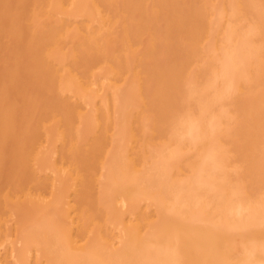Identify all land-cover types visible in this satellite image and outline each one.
Masks as SVG:
<instances>
[{"label": "bare ground", "instance_id": "1", "mask_svg": "<svg viewBox=\"0 0 264 264\" xmlns=\"http://www.w3.org/2000/svg\"><path fill=\"white\" fill-rule=\"evenodd\" d=\"M9 1L10 0H8L7 5H9L8 4ZM25 1L26 0H23V1L21 0L19 2V0H18L19 4H21V5H19L17 3H16V5H18L19 7L22 6L21 7L22 9L25 8L27 10L28 7H25L24 5L27 6L29 4H27ZM36 1H38V0H36ZM15 2H17V0L14 1V3ZM21 2H23V5H22ZM27 2H29V1L27 0ZM4 3H6V2H4ZM24 3H26V4H24ZM150 3H148V0L147 1L146 0H41V3H40L41 6L40 5L37 6L36 4L35 5L37 6V8H39L40 13H43L42 16L44 17L45 20L44 19L42 20V18L41 19L37 18V19L40 20V22L37 21V23H36V19H34V17L35 16L38 17V15H36V13L38 11L37 10H34V8H36L35 6H32L31 14L29 13V15L31 16V18L34 19L35 22L33 21V19H29L30 22H31V23L30 22L29 23L31 24V27L33 28L31 31L29 30L30 25L28 26V24H27L28 18H27V20L25 18L26 24L25 23H22V21L19 23L18 22V18H17V16L19 17L20 14H23V15L29 17V15H27L28 12H29L28 11L29 8L27 10L28 12L26 11L27 14L26 13H22V12L18 13L19 15L17 14V16L15 17V18H17L16 19L17 22L15 21L17 23L16 24V23H14V20L12 19V17L16 15V13L14 15V12H16V11H14V12L12 11L13 10V7H10V6H9L10 8L7 7V10L8 9H10V10L9 11H6V14L8 12H9V14H11L13 12L12 16H9V14L7 15V17L8 16L10 17L9 18L10 20H13V21H11V22L14 23V25H12V26H17L18 24H20V25H22V24L24 25L25 24L24 26H21V27H20V25L17 26L16 27V32L14 31L15 30V27H11V28H13L12 30L15 32V34H12L11 35L10 33H6V34H8V37L11 35L10 38H14V39L16 38L17 40H15V41L13 39V42L15 44L16 41L17 42H19V41L23 42L22 40H24V41L26 40V38H24V39L21 38L22 40H19L18 41V39H20V37H23V35L25 37H28V35H29V38H31V36H32V38L30 39V41L27 40V43H28V47L29 48H31L30 46H32V45L29 46V42L31 43V40L32 39L34 40V43L37 44V47L39 45V43H37V42H40L41 39H42V41H41L42 43L38 47V48H41L42 47L41 48V50H42L41 52H40V49L38 50L36 47H34V45L32 47V48H35L34 53H33L32 48L29 50L30 52L27 51L28 48L27 49L25 48L24 49V52H23V54L25 56L27 55L26 54L27 52H28V54L29 53H33V54H31L32 57H33V55L35 54L36 51L39 52V55H41V53H42L41 56H42L43 62L45 64L43 63V65H42L41 63H37V64L34 65L36 67V65H38V64L40 65L41 64L40 68H42V66H45V67L42 68V70L44 68L45 69L46 68H50V69L53 68L54 69V72H56L58 70L60 71L61 66L63 67V65L60 63V61H62L63 59H65V61L64 60L62 61V62H64V65H65L66 64L65 62H67L69 60L68 62H70V64L67 62V65L64 68H62V71H61V74L60 75H58L60 72H58V73L56 72V74H57L56 77L54 75L55 73H53L51 75L52 72H50V75L52 77L54 75V77L56 78V80L54 79L55 82H56V83L54 82L55 87H58L59 86L56 91H55L56 88L54 87L55 88L54 91L56 93H57V91H58V93L59 92L61 93V91H70V92L75 93V94L77 92H79V91L95 92V91H97V90H94V89H96L95 87H103L104 88V86H102V85H104L103 83L105 81H108L109 85L112 86V84H110V83H111V80H113V79L111 77L110 78L111 80H110L107 75L108 74H114V76H115L116 73L118 75H120L121 73L118 72V70L120 68H124L123 66L120 67V65H122L121 61H123V59H121V61H120V60L117 59V57L116 58H112L111 55L109 56V54H110L109 52H111V50L109 51V49L112 48V47H114V46H116L114 44V43L117 42L115 40V38H111L112 40H114V42H112L114 44V46L112 44V47H109L111 45L110 44L108 46L109 49L107 51L102 46V45H105V43L103 44L102 41H105L106 40V39H102V38H104V37L107 38L106 37L107 34L104 33V34H100L99 35L98 34L99 29L96 28L97 30H94V28H93L94 25L91 26L92 23L94 24V22H92V21L95 19V20H98V21L100 20L99 22H100L101 25L104 22L105 24L104 23L103 24L106 25L107 27L104 26V25H103V27H106L108 29H109V27L110 28L111 27L112 28H115L116 26L113 27L112 25H114V22H116L115 20L116 19L118 20V18H120L121 16L119 15L120 17H118V18L116 17L115 20H114V18L113 19L111 18V16H110L109 13H106L101 8H103L104 6H108L109 8H120L121 7V9H129V10H130V8L131 9L132 8L133 9H137L138 8L140 10L143 9V11H144V9L147 10V8H145V7L149 6V8H148L149 9V13L147 11H145V13H146L145 17L148 18V20H149V18L152 16V19L149 20V21H147L146 23L144 21H146L147 19L145 20L144 17H143L144 12H142L143 13L142 14L137 9L135 11L134 10H131V11L128 10L129 12L127 13L129 15V13H136V11H138L137 12V13H139L138 16H140L142 14L141 15V21H142V23H145L148 26L141 25L140 24L139 29H136V30H140V31L137 32V34H135V32H132V34H131V30H130V32L128 31L129 33H127L126 31L123 32V30L120 28L122 30L121 33L123 32V35L122 34L121 35L123 36V38L125 40V41H123L121 39V41L122 42H127V44H129V45H130V43H131V45L133 44L131 46V48H133V46H135V49L133 48L134 50H136V48H137L136 47L137 45H134V44H137V42H140V41H137L136 42V38L138 40V37H143L144 38V41H145V38L148 37V35H147V37L146 36L144 37L145 31L143 30L144 28L142 29L141 26L146 27V28L147 27H149V28L152 27V25L149 26V22H151V21L154 22L153 18H156V17H157V19L160 18L158 20L161 21L162 25L164 24V21L165 20H166L165 22H167V24L165 23L166 25H168V22L170 24L171 21L170 20L167 21V17L166 18L165 17L162 18V15H160L161 16L160 17L156 13H154V11L157 8H161V10L163 8H165V10H164L165 12H163V11L160 12V10H158L159 11L158 12L159 14L162 13V12L163 13H166V11H167L166 8H168V10L170 9L172 11H178V12L180 11L179 9H182V8H184L186 11L189 10V12H186V15L184 13H182L183 14V17H179L181 14H178L177 12H173L172 13L170 10H169V12L172 15L170 13H167V14H169L170 17L169 16L168 17L172 20V22H173V20L176 21L174 27L177 28L176 26L178 25L180 27V28L178 27L179 29L182 28L184 30V31H180L181 34L183 35V38L182 39H184V41H185L184 43H183L182 40L179 41V39H181V37L180 38L178 37L180 35V34H178V32H179L178 31V28L175 31V32L178 31L177 32L178 35L175 34V36H177L179 39L177 37H176L177 41H175L176 39H172L173 37H175L174 34H173V37H170V35L172 36V32L170 30H171L172 26L174 25V22L173 23L171 22L172 25L171 24L169 25V27L171 26V28L168 29V32H171V33H166L165 32V29H166L165 27H164V29H162V30H164V32L161 31V29H160L161 24H160V26H159V24L158 25H155V28L159 26L158 27L159 30L162 32V34L164 33L163 34L164 35V38H165V36L167 34H169V37L174 41V42H172V44H175V42H178V41L179 42L177 44L181 43V41H182L181 47L182 46L184 47V44L185 43L187 44L185 46V48H183V49H181L180 44L179 45H176V44L174 45V46H177V48L179 46L178 51L179 50L180 51L181 50L183 51V52L182 51L179 52V54L181 53V55H182V53H184L183 56L180 55L181 57L179 55H174L173 56L174 58L176 56H179L180 57L178 59L179 62L176 61V58H178V57H176L175 59H172V57H171L172 60H170L169 58H167V56H165V55H167V48L169 49L170 46L169 47H166L165 46L166 47V52L164 54L165 58L163 57L162 53H164V51H162V49L163 50L165 49V47H164L165 42L164 41H161L160 42L158 40L159 41V44H161V45L164 42V45H162V46L160 45L162 47V49H160V47L158 48L157 46H155V42H156V44L158 42L156 40V38H158V34L160 32L158 33V31H157L158 34H157L156 37H155L154 34L152 35L151 32L149 34V30H148V32H146V34L148 33L150 36H153L152 37V40H151L150 36H149V38H150L149 40H147L148 38L146 39L149 42H150V40L152 41V42H150L151 44H150V48L149 49H148V46H146L147 48L145 47L146 50H147V52L149 51L148 53H150V54L151 53H154V54L158 55V58H156V56L153 58V56L150 55L154 59L153 60L151 58L153 60L151 62H155L158 59H160L158 61L164 62L163 65H166L165 61H167V64L171 61L170 63H173L172 67H175L176 66L175 68H170L171 65L169 66V64H168V66H169L168 69L169 70H172V72H174V73L171 72L172 75H173V77H172L173 79L171 77L168 78V79H172V80H170V83L168 82L169 80H166L167 77L164 78V75H162V72H165L164 71L165 69H163L161 67H158V69H155L154 64L153 65H149V63H146V62H144L146 64H143L142 63L143 61H141V63H140V61L138 59H133V60H135V61H133L132 58H134V57H130V59L132 60V62L135 63V62H137L136 60H138V62L140 63L139 64V66H140L139 68L140 69L139 70L136 69V72H133L135 74H137V72H138V75H139L138 76V79L144 78V77H140L141 75L139 73V71H143L144 70V67H143V69L141 68L142 67L141 64L143 66H145V65L148 66L149 65V67L150 66H153L154 67V69H153L152 72H153V74L154 73L155 74L153 75V74H149L148 73V72L151 71L152 67L151 68H148L147 67V69L149 70L148 71L146 69V66H145L144 72L145 71L147 72V75L146 76L148 78L150 76L151 79L153 78L151 75L154 76V79H152V80L151 79H145V81L148 80V81H146V83L144 82V79H143V81L138 82L139 80H137V78H135L137 76L134 77L133 74L131 73V76L134 77L135 80H136V82H135L133 80L134 79L133 78L132 81H131V83L134 81L136 83V85H137V84H140L141 82H144V84L141 83L142 84L141 85V88L144 85L145 86V89H146L147 87H149L150 85H152L151 83H154V84L155 83L156 84L158 83L159 84V85H157L158 87L160 86L159 88H157V86H155V88H154V84H153V87H151L155 91L157 89H159V91L157 90L158 94H156L157 92L154 91L155 92L154 93L155 96L151 95L152 96L151 97V100H150L151 103L149 101L150 104H152L153 103L152 101L154 99H156L158 97V95H160V94H163V96L160 95V98L162 97V99H164V97H167V94L164 95V93L167 92V93H169L168 95H170L171 92L173 93V91H174L173 89H170V90H172L171 92L169 90V88L171 87L170 86L171 84H172V87L173 88H175L176 86H178V84L181 87V88L179 86L176 87V88H179V90L177 89L178 90V93H177V90L175 89V91H174L175 94L173 93V94H171L172 96H169V97H172L173 98V95L176 96V93H177V96L178 95H182V96H178L179 98L180 97L182 98V99H179L178 102L175 101L176 99L175 100L174 99H171V100L174 101V103L177 102V104L180 102V100H182L181 101L182 108H183L182 111H180V109H181L180 104H178L179 107H180V109H179V107H177V111L178 112L180 111L179 112L180 114L182 113L180 115V117L177 114H175V112H176L175 110H174L175 112H173V109L172 110L170 109V108H172V106L170 107V105L169 106L167 105V104H173V102L171 103L170 100H169L170 103H168V100H167V102L165 103V101H166L165 99L163 100V103L166 104L164 106L165 110L167 109L166 108V106H167V107H169L168 109L171 110L172 112L169 111V110L164 111L163 110V106H162V110L164 111L162 118H161V115L160 114L163 111L162 110H159L161 107H158L159 109L157 108V110H159V111L156 110L158 116L156 115V111L154 113L156 116H153V117H156V120H157V118L160 119V121L159 120L158 121L161 122V124L158 121H156L155 118H154L155 123H158V126H159V124H160V126L163 124L162 127L164 126V128L161 129L160 127L158 128V126L157 127L156 126L154 127L153 125H155V123L154 124H151L152 127L156 128V130L158 128V131H157L158 132V135H159V131L161 133L164 132L166 129H168L167 128L168 126H169L168 131L170 132V134H169V132L166 130V132L170 136L168 137V135H167V137H168L167 138L166 135H165V139L166 138L167 139L164 140L165 143L162 142V144H161L160 143V138L164 136L163 135L164 133L165 134H167V133L164 132L162 134L163 136H161L160 138H158V137L154 138L155 136H157V134H156L157 132L156 131L153 132L155 129L151 128V129H153L152 130L153 133H151V136H152V134L153 135L156 134V135H154V137L152 136L153 138L150 137L152 139L153 143H154V141H157L159 139L157 141V143L159 142L161 144V145L157 144L159 147L161 146L160 149H158L159 147L157 145H155L156 142L154 143V145L156 146L155 147L153 145L152 152H155L154 154H152V152H149L148 150H147L148 154L149 155L152 154V155L149 156L148 154L146 155L144 153L146 151V146H145L146 144L145 143H144L145 144L144 145L145 146L144 152H143L144 147H143L142 144H140V145L142 146L141 148H143V149H142V151H139L141 148L139 147L140 145L138 143H140L141 141L143 143V141L146 142L145 140H149L148 138L150 136L149 135L150 133L146 135L147 137L144 136L147 139L141 137L143 139H140L141 140L140 141L139 140V137H137V135L135 134V131L137 130V132H138L137 134L140 133L139 130H138L139 129L138 128L139 123L141 124L143 122V120L147 117V116L146 117H144V116L145 115H148V113H149L148 111H151L152 108L154 109V107L156 106L157 102L158 101H161L162 99H160V98H158L159 100L156 99L158 101H156L154 103L155 106L153 104L152 108H151V105L147 108L145 105L146 104H149V103H146V104H144V103L145 102H148V101H146V99L149 100L150 98H146V96H147V94H146V96L144 95L145 98H146L144 100L143 99L144 98L143 97V94L144 93L141 92L140 90L138 91V88L141 89L140 86L137 87V90H135L136 91L135 92L133 90V87L136 88V85H134L133 83H132L133 87H128L126 85L128 87L127 88L128 90L125 88L126 86L125 87L123 86L124 87L123 88V87H121L122 85L117 84V85H120V88H123L124 90L125 89L127 90V91L126 90L124 91L125 92V96L128 95V97H129L130 95L131 96L133 95L132 96V99H131V97L130 98L125 97L124 96V93H122V95L120 97L121 99L125 97V98H128L129 100L131 99V100L129 102L128 99H125L124 98L125 100L122 99L120 102L121 103L124 102V104H125V102L128 101L129 103L132 102L134 104L135 102H137V100L140 97H142V98L139 99V101L141 99H143V100H141V102H143V101H145V102L142 103L141 107H140L141 102H140L139 105H137L139 103V102H137L136 105L138 106V108L140 107L141 110L142 109H145V107H146V109L151 108L148 111H145L144 110L145 113L146 112H148V113L147 114L144 113L143 116H142V113H143L142 111L143 110L142 111L139 110V111L142 112L141 113L142 118L144 117L142 119V118L139 117L140 116L139 115L140 113L139 114L137 113V112H139L138 111V108L136 109L137 112H136V110L134 111L133 108L132 109L130 108L131 106H135V104L133 105V104H129L128 103L129 106L131 105L130 107L128 106L130 108L131 112L132 113L134 112V114L135 113L138 114V116H136V119L137 120H140L141 119L140 120L141 122L140 121H137L135 119V117H134L136 114L133 115V118L135 120V121L133 120L134 121L133 122V125H135V124H137L139 122L138 125H137V127L135 126L134 128H133L132 123H131V126H132L133 130L135 128H137L135 131H133L134 133L132 132V130L131 131L129 130L130 128H128V125L124 126V124H126V123L128 124L129 123L128 122L129 120L131 121L133 119V118L129 117L130 115L132 116L130 110L128 111V109L126 107H124L125 105L123 106V104L121 105L119 103V101L113 99V98H116L117 97L116 95L118 94L116 92V90H115L116 89V86H115V89H114V86L112 88V92L115 91V92H113V94L115 93L114 94L115 97L112 94V96H113V98H112V96L110 95L112 92L109 90L111 92V93H109V96L111 97V101H110L111 102V107L112 106H115V109L118 112L119 111V107L118 106H122L125 109H127V112L129 114L128 117H127V115H125V119H124L125 121L127 119H129V120H127L126 122H124L123 120H120V125H117V127L119 126L118 128H115L114 126H115V124H117V122H119V119H122L121 116H120V118H119V116H117L119 114V112H118L117 115L115 114L116 112L113 113L115 111V110H113L114 107H112V108L110 107L109 108L108 107V103H105V105H103L104 108L102 107V103H104V100H109L110 98L109 99H105L106 97H104V100H102V99L100 100V98H99V100L101 102V105H100L102 107L101 109H103V113H105V115H102V116H104V117L108 116V117H106L108 120H111V119H109V117H112L113 120H114V116H115V119L118 118L117 122H115V123L113 122L114 125L112 124V126L109 125L112 122H110L108 120L106 121V118H105V121H104V119H103L104 117H102V116H100V117L102 118L101 120H103L105 122V124H104V122L102 123V124H104V126L106 125L105 127L102 124H100L102 121L99 123L100 118H98L99 120L94 121V119L97 116V114L95 112L98 111V108L93 109V107L96 104L93 105V107H91L94 110V113H95V116L92 115V117L91 116H88V114H90L89 111L85 115H84V112H83V115H82V114H80L81 112L78 113V111L77 112L74 111V114H73L72 113L73 110L70 111L73 114L72 117L69 116L70 118L63 117L64 114H61V116H60L59 113H61V112H58V111L62 109V106L63 105H60L59 103H61V104H64V103H62V102L56 103V101H57L56 98L57 97L55 99H53V97L50 98L51 99V102H52V99L54 100L52 102L53 103V106H54L52 109H56V107L58 105H59L58 107H60V109H58V107H57L56 111L55 110H51L50 111L48 109V111L50 113L52 111L55 112V113L52 112V113H54L53 116L54 115L56 116L57 113L59 115V117L56 116V118L58 117V119L55 120L56 122L52 121V123L54 122V125H55V123L58 125L59 124L58 123L59 121H60V123H61V121H63L61 123V124H63L65 122V120H63V119L64 118L65 119L67 118L68 120H70L72 122V124H74V125H76L78 127H79V125H81V122L83 123V121L85 122L83 124H86V127H87V123L90 124V125H93L95 128H91L90 127L88 129L89 125L87 127L88 130L92 129L93 131H94V129H96L98 127V126H96L97 124L98 125H102L104 128L107 127L106 129H108V130H109V127H111V128L114 127V129H116V130H113L114 133H113V131H108V132H111L112 134L117 133L118 132V129H121V128L124 129V127H126V128H128L127 129L128 130L127 132L130 131V132L133 133V134L132 133H130V134L128 133L127 134V132L125 133V134H127V137H129V135L132 134L131 137H130L132 139L131 142L132 141L134 142V139L137 140L136 138H138V140L140 141V142L138 141V143H135L136 141L133 143L135 146H137V144H138V148H140V149H138L137 147H135L133 145L135 147V149H138L137 150L138 152L136 151V153H135V151H134V153L137 154V156L139 155L138 154L139 152H142L145 156H149L147 158H150L153 155H154V158H155L159 154L158 157L161 159V161L159 163H156V166L157 167L155 168V170H154V167H152V166L155 165V163L153 162V159L154 158L153 157H152L153 159L151 158L152 163H154L153 165L151 164V160H150V163L149 164H151L152 166L151 165H149V166L153 168V169H151L152 170V173H153V171L156 172L157 171L156 169H158L159 167L161 168L162 165H164V166H162V169L165 170L164 167L166 165L167 166L170 165V163L174 159H177L178 157L179 158L177 160H174L175 163L172 162V164L174 163L173 166H175V168L173 166H171V169L172 168L173 169H176L177 168V170H178L179 164H177V163H181L182 162V164L184 163V165H182V164H180V165H181V167L184 166V169L183 168H181V169H183L185 173H182L183 175H182V178H181V173L179 174V172L177 173L175 170L172 169V171H175L177 173L176 174L177 178L179 177V179L181 178V180L180 181L177 180L180 183H178L175 180L177 183L174 184V185H172L170 187L169 185L173 184L175 181L173 180V182H172L171 180L173 178L170 176V178H172V179L169 178L170 180L169 179H167V180L168 181H171L172 183L169 184V182H166L165 181V183L162 185V182H161L162 180H159V179L162 178L161 176L164 175L163 173H166L165 172L166 170L163 171L162 169L159 168V170L162 171V173H159V171H158V173L160 175L157 172L156 173L154 172L153 174H158L160 176L159 179L156 178L158 180V182L159 181L160 182L159 183L157 182L156 185H155L156 187L153 188V190H151L152 188H150V187L147 186L148 185L147 182L151 181L152 180V177H153V176L150 175V171L151 170H148L149 167H147L145 165V160H148V159L144 156L145 159L144 158L141 159V160L144 159V161L143 162H139V161H141V160H138L140 158H135V156H134L135 160H134V158H132L131 159L132 162L133 161L138 162L137 163V164H139V166L137 165L138 166V169L140 167V168H142L144 170L145 167L143 168L142 166L143 165L146 166V168H148V169L144 170V172L147 171L149 173V175L151 176V180L149 179L150 176L149 177H146V179L144 178L145 176L144 177L142 176L146 172L144 173L143 170H141V169H139V170H141L139 172H142V173H141V175H139V173L137 171V168L135 167L136 166V162H134L135 165L134 164L133 165H134V168H136V169L135 170L132 169L131 168L132 165L130 166V169L134 170L133 171L134 172L133 175L135 174L134 175L135 177H133L131 175V171L132 170L128 169V170H130L129 171L130 176H132L133 178L131 179L129 177V175H128L127 178H123L124 180L119 181V183H117L118 186H116V185L115 186L117 187V190L119 191L122 200H127V199H131V198H137V199L145 198V199L151 200V202L156 206V216H157V219H153L152 221H147L145 217L143 218V216H145V215L142 212L141 213H142L143 216L141 215V217L138 216V215H135L133 219H130V218L125 219V217L123 216V214L121 212H117L116 211L118 205L116 206V200L115 199H114L115 201L113 200L112 196L110 195L111 194V190L109 191L108 190V187L106 185L107 183H108V185L111 183V185H109V186H113L112 185V182H110L109 179H111L112 181L115 182V180H117L116 178H118V176L120 175L119 174L120 171H116V169H115V172H113V171H110L112 168L111 169L109 167L107 168L106 165H104V163H101V165H100V163L99 164L96 163V165H98V166L100 165L101 166V168H99V169H103V171L105 170V168H107L106 169V173L104 171V173L107 176L106 175L103 176L101 174V171L100 172H97L96 171L98 173V176L99 175L103 176V180H104V185L101 183V185L103 186L102 187L99 184V181L100 182L102 181V179H101L102 177L99 176V178H97V180H99V181H98V184L96 185V182L97 181H96V179H94L96 177L93 176V174H94L93 172H95V171H92L91 168H90V170H88L89 168L88 169L86 168L87 170L85 169V167L88 166L89 163H87V165L85 167L82 166L83 162L85 164V161L87 159V156L86 157H82L83 154H85V153L81 154L82 153L81 152L79 154L80 156L77 153V155H76L77 158L74 155V154H76V152H79L78 150H80L81 147L80 146L77 147V144L80 145V143L82 141L80 143H78V140H76L77 141V144L74 145L76 148L72 144V143H75L76 141H74V139L71 138V137H70L71 140H73L72 143H71V140H68L69 142L68 143L67 142L65 143L64 142L65 140L61 136V134L64 131L62 130L63 132L61 131L62 132L61 134L59 132L60 131L59 127L61 126V124H60L59 127H57V125H55V127H57V128H55L53 126V124H52V126L54 127V130L57 129V132L58 133H56V131L54 132L53 129L51 131V128H53V127L51 126V123H49L50 126H51V128L49 127L50 128V132H48V133L50 134V133H53L54 132V134H52V137L53 136L55 137V138H52L51 137L50 138L51 140L52 139H56V138L58 139V137H59V141L60 142L63 140L62 143H63L64 148H62L63 146H61V148L63 150L66 149V146L64 145V143L66 145H68L69 147H70L69 143H71V147L73 146L76 149V151H75L74 148L72 147L73 150H71V153H73V154H71L70 151H68V150H70L69 148L66 149L67 151L64 150V152H67V153H64L63 150L61 149V151L63 152L62 154H64L65 157L68 156V155H69V157L71 155H74V156H72L73 159H72V157H71V159L74 160V157H75V161L77 159L79 160V163H77L78 160L76 161V163H77L76 165L80 164V166L82 168L84 167L83 168L84 170L91 171V174L93 173L92 175L90 174L92 177L91 176H89V177H91V178L94 179V180L92 179V182L93 181H96L95 184H94V185L97 186V187L94 186L95 188H97V189H95L96 191H98L100 188H102L106 192H108V191L110 192V193L108 192L109 193L108 196H107V194L103 196L104 191L102 193L101 189L98 191V194H97V192L94 193L95 191H93L94 190V187H93V189L92 188H89V189H91V192L94 193V194H96V195H99V192H100V195L102 193V196L103 197L101 196L102 198H100V200H99L102 203L99 202V204H98V203H96L97 202L96 201L95 202V205L97 204V205L102 206L103 208L101 210H104V213H105V209L104 208L107 209V207L108 208L110 207L113 210L111 213H113L115 211L113 213V215H115V218H112L114 216L111 215V217L108 220V218L106 216H104L103 218H105V217L107 218V219L105 218L107 223L104 224L103 222L100 223V221L103 220L102 217H101V215L103 216V214H104V213L102 214V212H101L100 209H97L96 208L97 210H93V212H90V213L87 212L86 209L88 207H85V206L86 205L87 206H90L91 204L93 206L94 205V202L89 204V202H86L85 201V203H87V204H83L82 203L84 201V200H81L84 197V195H83L84 193L83 194L81 193V191H82L81 189L83 188V186H80L81 184L79 183L80 184L79 185L74 180L77 179V182H80L79 181L80 175H79V179H78V177L76 178L75 175L78 176V174H81V177L84 178V177H86L89 174L88 173L86 174L83 170L82 171L85 173V175H83L82 173H80V171L78 173V171L76 169L78 168L79 165L78 166L74 165L75 161L73 162V161H71V159L70 160L64 159L63 158L64 155L61 156L62 154L60 153L61 152L60 150H59V152H56V154H54L55 153L54 152L55 149H53L54 151L51 149V148H53L51 146V145H53L52 144V141L53 140L51 141L49 138H47V137H50L51 136V135H48L47 134L48 136H46V135L43 136V137H45L44 138L45 141L44 140L43 141L45 142V144H50V147H49V145L46 146L47 148L49 147V149L44 148V146H45L44 145L43 148H42L43 150L41 149V147L39 148V149H41L43 151L42 153L39 150H36V152L34 151V153L32 151V154H33L32 155V160L30 159L31 158V155H29L30 154L29 152L31 150L28 153H26L28 149L27 150L24 149V150H26L25 153L28 154L27 155V158L25 157L26 154L24 153V150L22 151V153L25 154V155L24 154H22V155H24V157L26 158V159H24V158L21 157L22 159L27 160V162L29 160H30V162L31 161H33V162L35 161L33 167H31L32 166L31 164H33L32 162L31 163L29 162L30 164L26 162L27 166H29V168H28L26 166V164H24L25 162H23L22 159H20L21 161H19V162L17 160L14 161L15 163L16 162H18V163H20V162L22 163L23 162V164H22L23 166H21V163L19 165L16 164V166L18 165L23 170H27L26 172L25 171L20 172V171H22V169L21 170L19 169V174L21 173V175H23L22 173H24V172H25L24 175L27 172H30L31 174H36V173L40 172L39 170H36V168L37 169L40 168L39 162H41L40 159H41V157H42V155H43L44 152H45V155L44 156H49V159H46V160H51V161H49V165L46 164L47 163L46 160H45V162L42 161L41 166L42 165H45V166L48 165L47 168L50 167L49 169H51L53 167L52 166V162H53L52 158L55 157L54 158V160H55L56 159V156L58 154H59L58 156L60 158L62 157L63 160H65V161L68 160L69 162H73V163L67 162V163H69V164L66 163L67 164L66 166H68V167H66V166L61 167L62 164L65 165V163H63V160L60 159V158L59 159L58 158L56 159V160H62L61 162L59 161L61 163V165L60 164H57L58 162L55 163L56 166L58 165V167H59L58 169L59 170L62 168L63 170H66V171H69L70 172V171H73L76 168L75 169V171H76L75 173L76 174H74V171L72 172L74 174V176L72 177V179L74 177L76 179L75 178L73 180L71 179V177H70L72 175L71 172L68 173V177H65L64 176L66 178V180H63L64 177H60L59 174L57 175V176L60 177V178L58 177L59 179L57 177H54V179H52V182L55 180V181H57V182L54 181V183H56V184L54 185V183L49 182V183L52 184V185L51 184L49 185L52 188V189L50 188V190H51L50 200L51 201H49L48 199H46V201L48 200L47 203H49V204L45 205V203H44L43 206L44 207L45 206H49L48 208H50V210L51 209H56L57 210L59 208V205L61 206L62 209L63 208L64 209H67V208L69 209L71 207L70 206L71 201L76 204L77 201H78L77 199H79L78 198V194L80 196L82 194V196H81L82 198L79 196L80 197L79 200H81V203H79V207L81 209L80 210H78V209L75 210L74 203H73V204H71L73 206L71 208L72 212L73 211L74 212L76 211L77 215L78 214L81 215V213H83V211L81 212V210H84V208H85V211L87 212L85 215H86V218L88 217L87 219L89 221L93 222V220H98L99 216L101 217L100 219H102V220H98V223L101 224V226L98 225V223H96V221H95V223L97 224V227H96L95 223L89 224L87 222L88 220L85 219V222H86L85 224L90 225V228H89L88 225H87L88 226V228H87L86 225L83 224L84 223L83 222L84 221L83 219L85 217L83 219L81 217H79V221L83 222L82 224H79L78 223L79 222L78 221V217H77V220H76V218H74V216H72L74 219H72V217H70V219L75 220L74 222H76V221H78V222H76L75 224L72 225L74 227H72V231L71 232H70V229L71 228H69V230L67 228V225H68V227H70V225L68 224L69 223V219H67V218H66L68 220V221H66L67 224H64L65 223L64 220L63 221H60L58 219V222L59 221L61 223L64 222L63 224L66 225V227L63 224L61 225L60 222L58 223L56 219H52V220L49 219V221L46 222V224H45V222L43 221V218L44 217L42 218V216L44 214H42L40 216L41 210L38 208V206H41V205L39 204V205L36 206L35 203H37L38 201L37 200H34V198L31 199V198H28L27 197V196H29V194H31L30 192H32V191H30V192L28 191L31 188H27V191L25 193H23L24 191L22 190L23 185L25 184V180L26 179H27V181L29 180L28 178H26L29 173H27V175H25L26 177L24 176L25 177L24 178L25 180H23L22 179L23 177H20V175L17 173V171H14V169L15 168L17 169L18 166L17 167L14 166L13 165L14 164L13 161H11L12 163H10V167L11 168L13 166L14 167L12 168L13 170L12 169L10 170V172L14 171L15 175H17V176L19 175L18 177H20V180H23V181H21L22 182V185H21L22 187L19 186L20 187V190H18V189L17 190L18 191H22L21 193H23L25 195V198H26V199L25 198H23V199L21 198L22 199L21 201L19 200L20 198L19 199L17 198L14 201V203H13L14 204L13 207H14L15 210H16V208H18V212H19L20 207L25 208V205L24 204H26V208L27 209H30L29 208V205L32 208L30 209V213L31 214L29 215V213H27L28 216H29V218L27 217L28 219H26V221L29 220L28 221L29 223L27 222L28 224H26L25 222H23V221H25V219L22 216L24 214V212L21 213L23 210L20 211L21 215H20V213L18 214V217L16 219L17 221H16L15 227L13 229L14 234H12V236L15 235V237H18V239H20V246H18V248L15 249L14 248L15 246L14 247L11 246L12 244L10 243L11 244L10 245L11 246V249H7L5 252L4 251L3 252L0 251V264H264V0H157V1L155 0V1H151ZM185 3H186V5H185ZM148 4H150L151 7ZM12 5H13V3L11 4V6ZM118 5H119V7H118ZM18 8H16V9L18 10ZM21 8H19V9H21ZM150 8L151 9L154 8V10L151 13V15H150V11H151ZM22 9H21V11H23V10L25 11V9H23V10ZM63 9H66L67 10V11L66 10L64 11L65 12L64 14L69 15V18H70V16L73 17V18H74V16L77 17L80 14H82V16H85V21H84L85 23H84V25L82 23L81 24L79 23L81 25L79 27H77V26L76 27L75 26L74 27H69L67 24H65V25L62 24L65 21H60V20H57L55 17H53L54 14L56 15L55 12H57L58 10L59 11H63ZM114 10H116V9H114ZM182 10L180 12H183ZM10 11H12V12H10ZM107 11H109V10L107 9ZM17 12H19V11H17ZM117 12H118V9H117ZM125 12H127V10H125ZM120 13H123V12L120 11ZM148 14L150 15V17L148 16ZM4 15H2V16H4ZM66 15H65L64 18L65 19H69V18H66ZM136 15H135V17L138 18V16H136ZM25 16H23V18ZM165 16H166V14H165ZM61 17H63V14H62ZM112 17H114V14H113ZM142 17H143V19H142ZM23 18H22V20H23ZM64 18H63V20H64ZM73 18H70V19H73ZM9 19H5L6 20V25L5 26L6 27H8L9 24L11 25V23L9 22ZM54 19H56L60 23V24L58 23V26L57 27L55 25L53 27V24H54L53 21H54ZM157 19L155 21L156 24H157ZM5 20H3V22ZM110 20H112L111 26L110 25L108 26V24L110 23ZM119 20H118V22H121L122 20L124 21V19H122V18H120ZM126 20H127V18L125 19V21ZM130 20L133 21L132 19H130ZM135 20H138V19H135ZM25 21L23 20V22H25ZM90 21H91V25H90ZM123 21H122V24L125 22V21L124 22ZM131 21H129V22H131ZM139 21H140V17H139ZM139 21L136 22V24H135V21H134L133 22L134 24H132V26L134 27V25H135V27H136V25H139ZM7 22H9V24ZM41 22L47 26L46 29L42 30V28L44 27V25L41 26L42 25ZM66 22L68 23V21H66ZM86 22H88V23L86 24ZM178 22H180V23H178ZM127 24H128V21H127ZM89 25L91 26V29H90V26ZM101 25H100V27L103 28ZM125 25H126V22H125ZM125 25H124V27H125ZM184 25H186V26H184ZM82 26H84V30L85 31H81L80 30L82 28ZM130 26H128V29H129ZM163 26H161V27H163ZM18 27H19V29L21 28L20 30H22V28H23L24 31L28 30V32L27 33H23L24 31H22L23 34L22 33L19 34L18 33ZM37 27H39L38 29H40L41 32L36 29ZM153 27H154V25H153ZM9 28L10 27H8V30H10ZM106 28H103L104 30L101 29L102 31L100 30L99 33L103 32V31H106V30L108 31V29H106ZM140 28L144 31V33H142V31H141ZM155 28H153L152 30L155 31V33H156V30H158V29L157 28L155 29ZM116 29H118V28H115V30H113V31L114 32L116 31V33H117V30ZM20 30H19V32H20ZM111 30L112 29H110V31ZM152 30H150V31H152ZM5 31H7V29ZM132 31H133V29H132ZM9 32H12V31H9ZM30 32H32V35L31 36H30ZM42 32H44L43 35H42ZM139 32L142 33L143 36H141L142 34L140 36H138V34H140ZM173 32H174V29H173ZM16 33L18 34V36H20V35L21 36L20 37H17V36L12 37L13 35H16ZM133 33L135 34V37H136V35L138 37L135 38ZM165 33H166V35H165ZM26 34H28V35L26 36ZM69 34H70V37L68 36ZM111 34H109V36ZM101 35H104V36L101 37ZM114 35H115V37L117 39L118 38L117 37L118 35L117 36H116V34H114ZM114 35H111V36H114ZM129 35L131 37L133 35V38H135V40H133V41L135 43L130 42V40H132V38L131 37L128 38ZM159 35H160L159 37H161V34H159ZM154 37H155V40L156 41H154V39H153ZM167 37H168V35H167ZM167 37H166V40H167ZM29 38H27V39H29ZM68 38H69V40H68ZM70 38H71V40H70ZM62 39H64V43L60 44L61 41H63ZM158 39H160V38H158ZM255 39L259 40V43H255ZM77 40L81 44H79L77 42ZM168 40H170V39L168 38ZM71 41H72V43H71ZM108 41H110V38L107 39L106 44H109L110 43ZM128 41L130 43H128ZM21 42L20 43H17L18 44V46L16 45L17 48L20 46L19 44H21ZM73 42H75V44ZM119 42H117V43H119ZM122 42H121V44H118L117 45L118 47H120L118 49V52L119 53H120L121 49H124V51H125V48H124L125 45L124 46H120V45H123L124 44V43L122 44ZM166 42H169L170 43L171 41H166ZM25 43H26V41H25ZM56 43L58 44L57 46H56ZM66 43L67 44L71 43L69 45L71 47V49L70 48H66V51H65L64 47H65V45H67ZM77 43H78V45H77ZM82 43H86L89 46L92 44L93 46L92 45L91 46L94 48V52H96V54H95L96 57H97V55H103L106 52L104 55L107 54V56L109 58L107 56H103V57H106L107 60L110 59V57H111V59L112 60L114 59L113 61H115V62H116V60L117 61H120V63H119L120 65L118 66L119 69L114 64V62H111L107 66H106L105 62H102L105 65V66L103 65L102 67H100L102 65V63L100 64V62H99V66H97L98 64L96 62H94V64L96 63L95 65L89 64L88 67H87L86 66V63H93V61L92 62H85L83 64V62L85 61V58L87 56L90 57L94 53L90 54V56H89V54H87V52H86V56H85V54L82 53V51L84 52V50H82V49L85 47V45L82 44ZM63 44H65L64 47L62 46ZM140 44H143V43L140 42ZM159 44H157V45L159 46ZM167 44L168 43H166V45ZM22 45H23V43L21 44V47H22ZM60 45H61V47H63L62 49H64V52L63 51H60V48H61V47H59ZM72 45H75V46L73 47ZM79 45H80V47L83 45V47H81V48L76 47V46H79ZM129 45L128 46H125L126 47V50L129 49ZM146 45H147V43H146ZM168 45H170V44H168ZM117 46L115 47L116 49L118 48ZM187 46H188V48H191L192 50L189 49L186 52V50L188 49ZM56 47L57 48L59 47V48L57 49ZM106 47H107V45H106ZM140 47H142V45ZM23 48H24V46H23ZM75 48L76 49H81L82 51L76 50ZM87 48H88V46H87ZM155 48H156V51H158V52H156L154 50ZM19 49H21V48L19 47L17 49V51ZM133 49H130V50H133ZM140 49H142V48H140ZM140 49H139V51L141 52ZM143 49H144V47H143ZM157 49H159V50H157ZM25 50H26V52H25ZM130 50H128V52ZM174 50H176V49H174ZM22 51H23L22 49L20 51H18V52H20L18 54L19 61L21 59L20 62H23L24 61V59L22 61V57L20 56L22 54ZM79 51L81 52V54H84V57L83 56H80V52ZM139 51H138V53H139ZM151 51H153V52H151ZM160 51H161L162 57L160 55ZM191 51L193 52V54H192ZM18 52H16V53H14V52L12 53L11 52V53L16 58L17 56H15V55H17ZM58 52H60V53H58ZM112 52H111L112 55H117L118 54V53H115L114 54V52H117L116 50L115 51H112ZM132 52H134V51H132ZM168 52L172 53L173 51L171 52V51L168 50ZM185 52H186V54H185ZM189 52L192 55H194L196 58L195 57H192V55H190ZM157 53H159V54H157ZM120 54H122V51H121ZM130 54H132V53H130ZM140 54L141 53H139V55ZM143 54H145V55H143ZM146 54H147L146 52L145 53L143 52L141 55L146 56ZM154 54H152V55H154ZM188 54H189V56H188L189 57V60L187 58V55ZM36 55H34V56H36ZM124 55L125 56L127 55L126 54V51L123 53V58H124ZM170 55L168 57H170ZM27 56L28 57L27 58L25 57V58L28 59V62L29 63H34V62L36 63V60L37 61L39 60V59H37V58L34 57V60H33L34 62H32L30 60L32 58L29 59L30 56L29 55H27ZM41 56L39 57L37 55V57H39L42 60ZM136 56H138V54ZM190 56L192 58H194L192 61H191L192 58ZM80 57L82 59H80ZM88 57L86 59L87 61L90 60V59H88ZM92 57H94V55ZM149 57H147V58L150 59ZM160 57L163 58V59H161ZM23 58H24V56H23ZM155 58L157 60H155ZM17 59L16 60L14 59V60H15V62L17 61L18 64H19L20 62ZM92 59H94V58H92ZM98 59L96 61H98ZM100 59H102V58H100ZM119 59H120V57H119ZM130 59L127 58L128 61L127 60H124V62L125 61H127V62L130 61L129 63H127L126 68L128 66L129 69L132 70L133 68H131V67L133 65H135L136 63L135 64L132 63L133 65L131 66V60ZM166 59H169L170 61H168ZM8 60H11V59L9 58ZM80 60H81L80 63L82 64V66L85 65V68L86 67L89 68L90 65H92L93 68L96 67L95 69H97V67L99 69L102 68L101 71L104 72V73H102L103 76L101 77V79H103L104 82L102 80L101 81L103 83L101 81H98L97 78L96 79L94 78L96 81H98L95 84L93 82L95 80H93L92 82H87V80L88 81L91 80V76L93 78V74H94L91 71L92 72L91 76H88V75H90L89 73H91L90 70H89L90 68L89 69L86 68L85 71H81V73L82 72L83 73H86L87 72L88 75L87 74L83 75V73H82L81 77H80V74L81 73L79 75H77L76 73L78 71L76 72V70H79V69H77V66L79 65V61ZM162 60H165V61H162ZM174 60L176 62H178L179 64H177V65L174 66V64H176V62H173ZM104 61H105V58H104ZM28 62H27V64H29ZM191 62L196 63L195 64L196 65L195 67L197 69L194 67L193 63H192L193 66L191 65V67H193V70H194V68L196 69L194 71L189 66L191 64ZM59 63L61 64V66H59L60 65ZM81 64L79 66H81ZM117 64H118V62H117ZM30 65L28 67H26L27 70H29V69L32 70L33 67L32 68H29V67H31L33 65H31V66ZM46 65L48 67H46ZM113 65H115V67H113ZM137 65H138V63L135 66H133V67H137ZM158 66H159V64H158ZM187 66H188L189 69H191L190 72L187 69ZM11 67H10V69H11ZM35 67H34V69H35ZM92 67H91V69H93ZM14 68H15V66L13 67V69ZM26 68L24 67L23 69H26ZM40 68H37L38 72L40 71L39 70ZM156 68H157V64H156ZM14 70L16 71V73L14 71L13 72V76H15V74H17L16 68ZM42 70H41V73H40L41 75L40 76H43L44 73H45V72L42 73ZM80 70H82V69H80ZM80 70H79V72H80ZM88 70H89V73H88ZM33 71L36 73L35 70H33ZM120 71H121V69H120ZM129 71H127V69H126L125 72H126L127 75L124 74L125 73L124 72L122 76H125V75L126 76H129L128 75V72ZM23 72H24V70H23ZM26 72H28V71H26ZM96 72L98 73L99 70L96 71ZM31 73H32L31 71H30V73H27V77L32 81V83L30 82L29 85L30 84H35V82L33 83V81L35 79H33V77L31 76L34 73H32V74ZM100 73H98V74H100ZM45 74L46 75H44V77L51 78V77H47V73H45ZM105 75H106L107 78L105 77ZM166 75H168V73H166ZM10 76L13 78L12 74ZM33 76H34V78L35 77L37 78V75H33ZM48 76H49V73H48ZM83 76H86V79L87 80ZM87 76H88V78H87ZM98 76L100 77V75H98ZM142 76H144V75H142ZM11 77H10V79L11 80H14ZM19 77H20V75H19ZM94 77H95V74H94ZM99 77H98V79H99ZM103 77L106 78V79H104ZM14 78H15V80H17L16 77H14ZM22 78L20 80L18 79L21 82L20 84H24V83L30 81L29 79H28V81H26L27 80V79L25 80L26 77L24 79H22ZM40 78L42 79L43 77H40ZM40 78L39 79L37 78V80H35V81H39L41 84H42V82H45L46 83L47 80H48L47 81L48 82L47 84H49V81L51 82V79H45V81H42V80H44V78L42 80ZM79 78H81V79H79ZM117 78L119 80L122 79V78H119V77H117ZM155 78H157V82H154V81H156ZM161 78H164V80H166V83L169 84V85H167L165 83V81L161 80ZM107 79H109V80H107ZM129 79L130 78H127V81ZM7 80H8V77H7ZM11 80L8 81V82H11L10 83L11 85L8 84V83L7 84L10 87H12V86L15 85V87H14V90H15V88L17 87V85L14 84L15 83V80L14 81H11ZM22 80H24V83H22ZM123 81L125 82V79H123ZM127 81H126V83H129L130 82V80L128 82ZM99 82H101V83L99 84ZM161 82L162 83H165V84H163L165 86V88L163 89V91L166 89L164 91V93L162 91L163 85H162V88H161V85H160ZM45 83H44V85L42 84V86H40V88H42V87H44V88L45 87L46 88L48 87L49 88L50 87V84L51 83L49 84V86H45V85H47ZM108 83L105 84V86L107 85V87H108ZM116 83H118L117 80H116ZM147 83L149 84L148 86H147ZM12 84H14V85H12ZM26 84H24V85L27 88V85L28 84L27 85ZM52 84H51L50 90L53 87ZM3 85H4V83H3ZM37 85H39V84H35V86L34 85H31V87L34 86L33 88L35 90L33 89V91H37V89L39 87ZM92 85H94V86L92 87ZM166 85L169 86L168 87V91H167ZM36 86H37V88H36ZM144 86H143V88H144ZM46 88L44 89L45 91H46ZM130 88H132L133 91ZM11 89H13V87ZM180 89H181V92H180ZM28 90H29V88H28ZM146 90L149 91L150 89L147 88ZM38 91L36 93H38ZM143 91L145 92V90H143ZM151 91H152L151 93H153V90H151ZM128 92L131 93V94L129 95ZM133 92H135V93L133 94ZM138 92H140L141 96L140 95L139 96L138 95L137 96L135 95L136 93L138 94ZM20 93H21V91H20ZM46 93L48 94V92H46ZM51 93H52V91H51ZM51 93H49V94H51ZM60 93H59V95H60ZM151 93L148 92V95H150ZM33 94H35V92H33L32 95ZM53 94H54V92H53ZM32 95H30V96H32ZM55 95H58V94H54V96ZM134 95H135V97H139V98H135ZM156 95H157V97H156ZM105 96H107V95H105ZM119 96H120V94H119ZM8 97H11V96H8ZM16 97H17V95H16ZM33 97H32V99H33ZM133 97H134V99H133ZM178 97H176L177 100H178ZM18 98H20V97H18ZM43 98L45 99L46 97H43ZM120 98H119V100H120ZM152 98H154V99L152 100ZM135 99H137V100L135 101ZM10 100H12V99H10ZM59 100L60 99H58V101ZM46 101H48V100L46 99ZM113 101H114V103H113ZM228 101H231V103L233 105L231 103H230L231 105H229L228 104L229 103ZM8 102H9V100H8ZM23 102H24V100H23ZM49 102H50V100H49ZM54 102H55V105L57 104L56 107L54 105ZM239 103L241 105H239ZM242 103H244V104H242ZM113 104H115V105H113ZM158 104H159V102H158ZM177 104H175L174 106L176 107ZM225 104H227V106ZM20 105L22 106V104H20ZM49 105H50V103H49ZM106 105H107V108H106ZM116 105H118V106H116ZM224 105L226 107H228V106L230 107V108L229 107L228 108L230 109L231 113L228 110V108H225L224 107ZM236 105H238V106H236ZM243 105L244 106L247 105L248 107L247 106L246 107H243ZM109 106H110V104H109ZM137 106H135V107H137ZM143 106H145V107H143ZM231 106H236V107H238L240 109H244L246 111L239 110L238 109L239 112H240V113L238 112L240 114L239 115L238 113H236L238 111V110H236V108L235 109L233 108L231 110ZM12 107H14V105H12ZM31 107L34 109L33 106H31ZM37 107H39V106H37ZM69 107L66 106V104H65L64 107H63V109H65V108L72 109L73 108V107L71 108V106H69ZM122 107H120V108H122ZM0 108L2 109L3 107L0 106ZM18 108H16L17 109L16 111L19 114V109L20 108L19 109ZM43 108L44 107H40L38 109V111L36 110L37 112L36 111L35 112L37 114H39V111H40L41 114L45 115L46 113H42L44 111V110L42 111ZM245 108H247V109H245ZM22 109L20 110L21 111L20 113H22ZM108 109L113 110V112L110 111L109 113L111 114V112H112V114H115V115L114 116L113 115L111 116L109 114L110 115L109 116L108 113L106 115V111H108ZM46 110H47V108H46ZM233 110H234V114L232 113ZM16 111H15V113H16ZM64 111L66 112V113L64 112L65 113V116L71 115V114H68L67 115V112L68 111H66V109ZM90 111L93 113L92 110H90ZM160 111H162V112L160 113ZM25 112L27 113L28 111H26V110L24 111L23 110V114H20L19 116L17 115L18 118L21 115L22 116L27 115ZM49 112H47V114H48L47 116L48 117H50V115H49L50 113ZM75 112L77 114L75 116L76 118H75L74 123H73L72 120H73V116L75 115ZM165 112H166V114H165ZM101 113H102V110H101L100 113L98 112L99 115ZM151 113L153 114V112H151ZM167 113L168 114L169 113L170 114L173 113L174 116H172L173 115L172 114L170 117H168L167 116L168 115ZM1 114H3V112ZM6 114H3L4 116L3 115L2 116L5 117ZM16 114H14V115L16 116ZM164 114L167 116V118H163V117H166ZM10 115H11V113H10ZM176 115H177V117H176ZM17 116H16L15 119H17ZM116 116H117V118H116ZM159 116H160V118H159ZM11 117H12V115H11ZM35 117L36 116H34V118ZM60 117H63V118H60ZM148 117L151 118L150 119L151 121L153 120L152 119V115L149 114ZM173 117H175V118H173ZM2 118L0 119V126H2V124L4 123V122H1ZM5 118H3L4 121L6 120ZM7 118H8V116H7ZM36 118H38L36 121H39V122L42 119L41 117H40L41 118L40 120H39V117H36ZM71 118H72V120H71ZM172 118H173V121L175 119V122H176V119H178L179 121H177V122H179V123H177V122L176 123H173L172 122L171 125L165 126L166 124H169L170 123V121H171ZM54 119H55V117H54ZM163 119L164 120L169 119V120H167L169 123L166 122V121H164ZM50 120L45 118V120L43 119L41 121V123L43 121L45 123H47V121L49 122ZM78 120H79V122H78ZM150 120L149 121L147 120L149 124L151 123ZM75 121H77L79 123V125H77V122H75ZM89 121H90V123H89ZM145 121H146V119H145ZM162 121H164V122L162 123ZM6 122H7V120H6ZM6 122L4 123L5 125L3 124V126H6L7 127L8 125H6L7 124ZM25 122H26V120H25ZM39 122L37 123V125L38 124L39 125L41 124ZM71 122L68 123V121H67V123H68L69 126L65 124L66 122L64 124H65L66 127H69L71 129V126H70V125H72ZM94 122H96V124ZM106 122H110V123H106ZM122 122H124V124ZM45 123H44V125H45ZM148 123H147V126L149 125ZM164 123H166V124H164ZM37 125H36V127H37ZM39 125H38V127H39ZM42 125L43 124H41V127L42 128L44 127L43 130L45 131V128H48V127H46L44 125L42 126ZM62 126L64 127V125H62ZM83 126H84L83 129H86L85 128V125H83ZM120 126H121V128H120ZM140 126H141V128H143V127L146 126V124L144 126V123H143V124L139 125V127ZM170 126H171V129H170ZM41 127H40V129H42ZM66 127L64 128L65 131L68 130V129H66ZM103 127L101 129H103ZM150 127L151 126L144 128L145 130L143 132H145V134L148 133V130L150 129ZM165 127H166V129H165ZM8 128L9 127H7V129ZM74 128H75V131L77 133H78V130L77 129H81V131L83 130L82 128H77L75 126H74ZM141 128H140V130H141ZM10 129L11 128H9V130ZM98 129L100 130V127H98ZM151 129L149 131H151ZM146 130H147V132H146ZM162 130H164V131H162ZM3 131H5V129ZM44 131H43V134H46L47 130L45 131V133H44ZM81 131H79L80 136L83 133V131H82V133H80ZM122 131L123 130H121L120 132H122ZM5 132L7 134H9L8 133L9 131H5ZM76 132H75V134H77ZM85 132H87V134H89L91 132V130H90V132L87 131V130ZM104 132H105V130H104ZM106 132H107V130H106ZM143 132H142V134L140 133L141 136H143V134H144ZM40 133H41V130H40ZM64 133H66V132H64ZM71 133L74 134L73 132H71ZM161 133H160V135H161ZM255 133H259V134L258 135H255ZM79 134L78 135H73V136H78V137H75V139L76 138H79ZM84 134H82V136L79 138V140L81 138L82 139L84 138ZM87 134L85 135V137L87 136ZM99 134L96 135L98 138H99ZM106 134H109L110 135V133H105V136H104V133H102V136L101 135L100 136L102 138H103V136L104 137H107L108 135L106 136ZM122 134L124 135V133H121L120 138L123 136ZM116 135L119 137L118 134H116ZM27 136H28V134H27ZM66 136H67V134H66ZM111 136H113V137H111ZM111 136H108V138L109 139L110 138H113L114 139V135H111ZM133 136H135L136 138L133 139L132 138ZM68 137H69V135H68ZM68 137H66V139ZM118 137H116L117 140L120 139ZM123 137L121 138L123 141H126L127 139H129V138H127L126 140H124L125 138L123 139ZM29 138H31V137H29ZM89 138H91V137H89ZM105 139H107V138H105ZM115 139L114 140L110 139V140L111 141H116ZM32 140H33V142L30 141L31 143H29L30 144L29 147H28L29 149H30V147L31 148L33 147V146H31V144L34 145L35 140L34 139H32ZM161 140L163 141L162 138H161ZM36 141H37V139H36ZM46 141L48 143H46ZM54 141H56V140H54ZM123 141H121L120 143H118L119 142L118 141L117 144L120 145V144H122ZM166 141L169 142L168 143V146L170 147V149L168 147H165V146H167L166 145V143H167ZM258 141H259V144L256 143ZM39 142H40V146H41L42 145L41 144L42 143L41 140ZM102 142H104V141H102ZM127 142H123L124 143L123 144V147H125L126 144L129 145V140ZM36 143L37 142H35V145H37ZM91 143H92V141H91ZM101 143H100V145H101ZM109 143H111V146H113V147L110 146L111 147L110 150H111L112 153H115L116 152L115 149H117V150H119L120 155H122L123 152L120 151V149L124 150L125 148H128L126 146L124 149H123V147H121L120 149H118L122 145H120V146L119 145H116L115 146L116 148H114V145L115 144L112 145V142H109ZM163 143H164L165 146L163 145ZM23 144H25V143H23ZM87 144H89V143H87ZM147 144H149V142H147ZM149 145H151V144H149ZM171 145H172V147H171ZM21 146H23V145H21ZM105 146H107V145H105ZM117 146H119V147H117ZM162 146H164V147H162ZM131 147H132V144H131ZM0 148H2V147H0ZM88 148H90V147H88ZM132 148L130 150V151H132L131 154L133 153V149ZM151 148H152V145H151ZM155 148L157 150H159V151H157ZM45 149H47V150H45ZM112 150L115 151V152H113ZM14 151H16V150H14ZM51 151H53L52 152V155L54 154L56 156L52 157L51 156ZM74 151H75V153H74ZM86 151H87V149H86ZM125 151H127V149H125ZM125 151L123 153L124 154V157L126 155V158L128 156V159H130L131 158L130 156H132V155H130V152L128 154H125ZM11 152H12V154L9 152L11 155L10 154L9 155L7 154V155L9 156V158H13V160H14L16 158V154L18 155V153H15L13 151H11ZM47 152H50V153H47ZM92 152H94V150ZM104 152H106V154H107L108 151H106V149H105ZM13 153H15L14 154V157H10V156H13ZM109 153L110 152H108V154ZM134 153H133V155H135ZM142 153H140V155ZM1 154H2V151H1ZM1 154H0V156H1ZM108 154H107V156H108ZM111 154H109V156H112ZM117 154H118V151H117ZM155 154H157V155H155ZM181 155H182V157H181ZM44 156L42 157V159L46 158ZM78 156H79V158H82L83 159V161L81 159L82 164H81V161L78 158ZM109 156L107 158L104 157V159H106L107 165L109 164L108 163L109 162V160H108ZM3 157H4V155H3ZM91 157H89V159H88L89 161H90V158ZM118 157H121V156H118ZM138 157H140V156H138ZM116 158H117V156H116ZM122 158H123V156L121 157V159L119 158L120 159V162L126 163L127 160H124L125 161L124 162V161H122L123 160ZM234 158H238L240 161L243 162V165L242 166H240L241 164L239 165L241 169L236 167L237 169H240V171H237V169H235L234 166L232 165V162H233V159ZM91 159L93 160V157ZM179 159L182 160V161L179 162L180 161ZM131 160H130V162H131ZM98 161H100V160H98ZM100 162H102V161H100ZM130 162H128V163H130ZM90 163H92V161ZM115 163L114 164L117 165V161ZM140 163H142V164H140ZM11 164H12V166H11ZM146 164L148 165V162H146ZM236 164H239V163H236ZM70 165L74 166L75 168L74 169L71 168L72 166H70ZM111 165L112 164L110 163V167H111ZM118 165H121V164L118 163ZM122 165L124 166V164H122ZM125 165L127 166V163ZM45 166L44 167L42 166V167L45 168ZM69 166H70L71 170H68ZM102 166L105 167V168H102ZM64 167H66V168H64ZM89 167H90V165H89ZM91 167L94 169V164H92ZM26 168H28L29 170L26 169ZM82 168H79V170H81ZM54 169H56V168L54 167ZM54 169L52 168L51 171L54 170ZM58 169H56V172L59 171ZM124 169H125V167H124ZM117 170H119V169H117ZM180 171L182 172V170H180ZM10 172H9V175H10ZM56 172H53V173H56ZM111 172H113V173L111 174ZM114 173H115V175H113ZM187 173H190V174H187ZM51 174H52V172H51ZM69 174H71V175H69ZM126 174L127 173L125 172V175H123V176L125 177ZM38 175H39V177H38ZM63 175H65V174L62 173V176ZM116 175H118V176L115 177ZM192 175H193V178L190 180L188 177H190ZM17 176H16V178H18ZM112 176H114V179L115 180L111 178ZM34 177H36L38 179L36 181L37 182L36 186L33 185L34 183H36L35 182L36 178H34ZM69 177H70V180H67V179H69ZM89 177L87 176V180L89 179ZM141 177H143V178H141ZM165 177L167 178V177H169V175H164L163 176L164 180H166ZM56 178H57V180H56ZM31 179L32 180L35 179V180L33 182H31L32 180H29L31 183L30 182H27V181H26V183L27 184L29 183L28 185H30V186L32 184L33 185L32 189H34V186H35V190H36V187H38V183L39 182L40 183L41 182L44 183V182H46L48 180L47 179V180H44L43 181L40 178V174L39 173L36 174V175H34V176L31 175ZM39 179H41V181ZM118 179L120 180V178H118ZM14 180H16V179H14ZM18 180H19V178H18ZM59 180L61 181V183L58 182ZM84 180H86V179L84 178ZM84 180H81V181H83V183H84ZM87 180L85 181V183L87 182ZM154 180L155 179H153L152 181H154ZM62 181L63 182L65 181L64 182L65 184ZM67 181H69V184H71V182H72L71 187H70L69 184H68L69 186H67L68 188L64 186V185H67ZM5 182H7V180ZM21 182H19V183L21 184ZM23 182H24V184H23ZM145 182H146V184H145ZM155 182H156V180L153 183H155ZM73 183H75V185L78 184L79 185L78 188H77V186L74 187ZM87 183H89V185L87 184L88 186H90V184L92 185V183L90 182V179H89V181ZM151 183L152 182H150V184ZM160 183H161L162 187L164 188V190L165 191L167 190L166 192H169V193H167V196L168 197L166 196V193H164L165 191L160 187V185H158ZM167 184H169L168 185V188H167ZM185 184L190 185V186H188L189 188L188 187H185ZM1 185H3V184H1ZM28 185L27 186L24 185V186L25 187H29ZM43 185H45V184H43ZM56 185H58V186H56ZM60 185L63 186V187H65L66 188V191L68 190V192L71 190L72 192H70L69 194L74 193L76 189H78V190L80 189L81 190V191L79 190L80 192H78V194H75L74 193L76 196L72 194V198L74 196V197H76V200H74L75 198H73L74 201L71 200L72 198L69 199V200H71L70 201V204H69L70 207L68 205H66V206H68L66 208L65 207H62V206H65L66 203L64 205H61V203L63 201L69 202V200H67L66 197H68L70 195H67L68 192H66V191H64L66 193H63V189L64 188L63 187H60ZM72 185L76 189H73ZM87 185H85V187L88 189V186ZM98 185H100V186L98 187ZM39 186H40V184H39ZM53 186H55L56 188L53 187ZM92 186H90V187H92ZM115 186H114V188L116 189ZM42 187L44 188V186H42ZM42 187H40V188H42ZM165 187L167 189H165ZM40 188H38L37 190H39ZM69 188H70V190H69ZM86 188L85 189L83 188V190L86 191L87 190ZM1 189L2 188L0 187V196H2V195L4 196L5 193H6L5 196H7V197H10L11 196V195L8 196L9 195L8 191H6L3 194L1 192ZM11 189H14L15 190V188H13V187H11ZM14 190H10V191H14ZM40 191H41V189L39 190V192ZM45 192H46V190H45ZM34 193H36V192H34ZM34 193H32V194H34ZM86 193H87V191L85 192V196L88 195ZM88 193H89V190H88ZM90 193H89V195H90ZM89 195H88V197H89ZM92 195L93 194H91V196L89 197L90 198L89 201H92L93 200L92 197L94 195L93 196ZM100 195H99V197H100ZM106 196H107V198H106ZM38 197H39V195H38ZM99 197L97 199H95V200H98ZM35 199H37V198L35 197ZM63 199H65V200H63ZM168 199H169V201H168ZM103 200H104V202L106 201L105 203L107 205L103 204L104 203ZM1 201H2V199H1ZM46 201H44V202H46ZM87 201H88V198H87ZM22 202H24V203H22ZM113 203H114V205H113ZM27 204H28V207H27ZM82 204H83V206L84 205L85 206L82 207ZM23 205H24V207H23ZM32 205H34V206H32ZM92 206H90V208ZM100 206H98V207H100ZM35 207H36V210H35ZM79 207L77 205L76 208H79ZM33 208H34V210H33ZM61 208H60V211H62ZM110 208H109V210H110ZM92 209H94V208H92ZM146 209H147V207H146ZM71 210H69L70 212L68 211V213L71 214L72 213ZM77 210H78V212H77ZM53 211H54V214L57 212V214L55 216L59 215L60 217L62 216V218H64V215L66 213L65 210H64V211H62V213H60L62 215H60V214H58L59 213V209L56 212H55V210H53ZM79 211H80V213H79ZM88 211H89V208H88ZM95 211L96 212L99 211L100 214L98 213L99 214L98 217H97L98 214ZM107 211H108V209H107ZM169 211H175L176 218H169L168 215H167V212H169ZM44 212H46V211H44ZM88 213L91 214V215H89ZM92 213H96V214H93L92 215ZM109 214L110 213H107V214L105 213V215H107V216H110ZM66 215H65V217H66ZM68 215H67V217H69ZM25 216H27V215L25 214ZM90 216H94V218H92ZM46 217L44 218V220L45 219H48L49 216L47 218ZM96 217H97V219H96ZM51 218H53V217H51ZM90 218H92V219L90 220ZM111 218H112V223H113V219L117 220V222L114 220V222L117 223L115 225H120V224L123 225V227L122 226L120 227V229L122 228V230H120V236H119L120 243H119V246L118 245H114V242H113V238H114L113 236L114 235H113V232L111 231V229L113 230L112 227H114L115 225L112 224L111 226H109L111 224V221H110ZM31 219L32 220H35V221H32ZM38 220H39V222H38ZM53 220H56V221H53ZM30 221H32V222L30 223ZM108 221L110 222L109 224H108ZM36 222H38V223H36ZM196 222L197 223H200V225L195 226V223ZM70 223H72V222L70 221ZM102 224L105 226L104 228H103V225ZM33 225H35V226H33ZM80 225H83L82 226L83 228L80 227ZM91 225L93 227H91ZM4 226H6V225H4ZM36 226H38V227H36ZM107 226L110 227V230L106 228ZM98 227H101V228H98ZM238 229H243L244 230V233H246V235H247V238H243L242 236L238 237V236L234 235L233 234L234 231L235 230L237 231ZM9 231H8V228H5V227H4V229H3V227L0 228V240L5 241L6 240V237H8L7 235H8V232ZM121 231H122V234H121ZM19 232H20V234H19ZM74 233H75V235L78 234V236H80L79 234H81L80 238L74 239V237L72 236V234H74ZM78 236H76V237H78ZM13 239H14V236H13ZM234 239H236V240L234 241ZM15 240H14V242H15ZM13 245H15V243Z\"/></svg>", "mask_w": 264, "mask_h": 264}, {"label": "rangeland", "instance_id": "2", "mask_svg": "<svg viewBox=\"0 0 264 264\" xmlns=\"http://www.w3.org/2000/svg\"><path fill=\"white\" fill-rule=\"evenodd\" d=\"M1 1H2V2H1ZM1 1H0V3H1V4H0V104H1V103H2V104H1L0 106L3 107V108H2V109L0 108V112H1V113L3 112V114H6V113H7L6 115L8 116V118H7L6 115H5L6 118L3 117L4 115L0 113V116H1L0 119L3 117V118H5V119L7 120V122H6V120L4 121L3 118H2L3 121L1 120V122H4V123L6 122V123H7L6 125H8L7 127L11 128V129H10L11 131L9 130V128L7 129L6 126H3L4 123H3V124L1 123L2 126H0V129H1V128H2V129L0 130V133H1V134H0V147H2V148H0V154H1V151H2V154H1V156H0V163H1L3 166L0 164V177H1V178H0V187L2 188V189H1V192H2L3 194H4L6 191H8V193H9L8 196H10V195H11V196H10V197L5 196L6 193L4 194L5 197H4L3 195L0 196V222H1V223H0V228L3 227V229H4V227H5V228H8V231L10 230V231L8 232V235H7L8 237H6V240H5V241L0 240V251H2V252L4 251V252H5L7 249H11V246H13V247L15 246V247H14L15 249L18 248V246H20V239H18V237H15V235H13V236H14V239H13V236H12V234H14L13 229H14V227H15V223H16V221H17L16 219H17L18 214L20 213V211L23 210V211L21 212V213L24 212V214H23L22 216H23V218L25 219V221H23V222H25L26 224H28V223H29V222H28L29 220L26 221V219L29 218V216H28L27 213H29V215L31 214V213H30V209H31L32 207H30V205H29V208H30V209H27V208H26V204H24V205H25V208L20 207L19 212H18V208H16V210L14 209V207H13L14 204H13V203H14V201H15L17 198H18V199L20 198V199H19L20 201H21L23 198H25V195H24L23 193H25V192L27 191V188H31V189L28 190V191H29V192L32 191V192H30L31 194H29V196H27V195H26V196H27L28 198H31V199L34 198V200H37L38 202L35 203L36 206L39 205V204L41 205V206H38V208H39V209L41 210V212H42V213L40 212V216H41L42 214L45 215V216L43 215L42 218H43V217L45 218L46 216H47V217L49 216L48 219H45V220H44V218H43V221L45 222V224H46V222L49 221V219H50V220H52V219H56L57 222H58V219H59L60 221H63V220H64L65 223H64V222L61 223V222L59 221V222L61 223V225H62L63 223H64V224H67L66 221H68L67 219H69V223H68V224L70 225V227H68V225H67V228H68V230H69V228H71V229H70V232L72 231V227H74V226H72V225L79 221V217H81L82 219H83L84 217H85V218L83 219V220H84V221H83L84 223L81 222V221H79L78 223H79V224H82V223L85 224V223H86V222H85V219L88 220V219H87L88 217L86 218V215H85L87 212L90 213V212H93V210H97V209H100V210H101V209L103 208V207L100 206V205H97V204L95 205V202L97 201L96 203L99 204V202H101V201H99L100 198H102V197H103L104 195H106V194H107V196H108L109 193H110V192H109L110 190H111V194H110V195L112 196L113 200H114V199L116 200V206L118 205L117 209L115 208L116 211H117V212H121V213L123 214V216L125 217V219H128V218L133 219L135 215H138V216L141 217L142 213L145 215V216L142 215L143 218L145 217L147 221H152L153 219H157V216H156V206L151 202V200H149V199H145V198H142V199L131 198V199H127V200H122V199H121V196H120V193H119V191L117 190V187H116V186H118L117 183H119V181L124 180L123 178H127L128 175H129V177H130L131 179H132L133 177H135V176H134L135 174L133 175V173H134L133 171H134L136 168H137V171H138L139 175H141L142 172H139V171H141V170H143V169L139 167V169H141V170H139V169H138L139 164H137L138 162H136V161H133V162H132V160H131L132 158H134V156H135V158H140V159H138V160H141L142 158H144L145 155H144L142 152H139V153H138V154H139L138 156H140V157H138L137 154H135L136 151L142 147L140 144L143 145L144 149L141 148L139 151H142V149H143V152H144V150H145V146H146V151H145L144 153L147 155V154H148L147 150H148L149 152H152L153 145H154L155 142H156L155 145H157V144L161 145L162 142H164V140H166V139L170 136V135H169L170 132L168 131L169 126L167 127L168 129H166V127H165V129L169 132V134L166 132V130H165V131L162 130V131L166 132L167 134H165L164 132L161 133V132L159 131V135H158V132H157V131H158V128L160 127L161 129H163L164 126L162 127L163 124L160 126V124H161V122H159L160 119L157 118V120H156V117H153V116H156V115H157V111L162 110V106H163V110H164V111L169 110V109H168L169 107H167V106H166L167 109L165 110L164 106H165L166 104L163 103V100H164V99L166 100L165 103L167 102V100H168V103H170V102L172 103V102H173V104H167V105H168V106L170 105V107L172 106V108H170V109H171V110L173 109V112L176 111L175 114H177L179 117H180V115L182 114V113H181V114L179 113V112L182 111V109H183V108H182V104H181V101H182V100H180V102L178 103V104H180L181 109H180L179 105L177 104V102L179 101V99H182L181 97H180V98L178 97V96H182V95H178V96H177V93H178L179 88H176V87H178L179 84H178V86H176L175 88L172 87V84L170 85L172 88L170 87L169 90H170V89H173V90L175 91V89H176V90L178 89V90H177V93H176V96L173 95V98H172V97H169V96H172L171 94H173V93L175 94L174 91H173V93H172V92H171L172 90H170V92H171L170 95H168L169 93H167V92L164 93V91H165L166 89L163 91V89L165 88V86H164L163 84L166 83V80H169L168 82L170 83V80L173 79V78H172V77H173L172 73H174V72H172V70H169V69H168L169 66L171 65L170 68H175V67H176L175 65L179 64V63H178V62H179L178 59H179L181 56L184 55V53H182V55H181V53L179 54V52L182 51V50H181V51H180V50L178 51L179 46H178V48H177V46H174L175 44H176V45H179V44H180V47H181V43H182V41H183V43L185 42L184 39H182V38H183V35H182L181 32H180V31H184V30H183L182 28H181L182 30L179 29L180 27L176 24V25H177L176 27H177V28L179 27V28H178V31H179V32H178V31H177V32H178V34L181 35V36L179 35L178 37H179V38L181 37V39H179L177 36H175V34L178 35L177 32H175V31L177 30V28L174 27L176 21L173 20L174 25L172 26V28L174 27L173 29H174V32H175V33L173 32V29L171 28V26L169 27V25H170V24L172 25V23H173L172 20L169 18V17H170L169 14H167V13H170V12H169L170 9L168 10V8H166V9H167L166 13H163V12H165V11H164L165 8H163L162 10H161V8H157V9L154 11V13H156L158 16L162 15V18H163V17H165V18L167 17V21L170 20L172 23L170 22V24H169V22H168V25H166L167 22H165V21H166V20H165V21H164V24H163L164 26H163L162 23H161V21L158 20V19H160V18L157 19V17H156V18H153L154 22H152V21L149 22V26L152 25V27H153V25H154L153 28H155V25H158V24H159V26H160V24H161V26H163V27L160 26L161 31L164 32V30H162V29H164V27H165V28H166V29H165V32H166V33H171V32H172V36L170 35V37H173V34H174L175 37H173L172 39H176V37H177V38L179 39V41L182 40L181 43H179V44H177L179 41H178V42H175V44H172V42H174V41L169 37V34H167V35H168V37H167V35H166V33H165L166 36H165V38H164V35H163L164 33L162 34V32L159 30V28H158L159 26L156 27V28L158 29V30H156V33H155V31L152 30V29H153L152 27H150V28L147 27V28H146V27L141 26L142 29L144 28L143 30L145 31V33H144V31L140 28L141 31H142V33H144V37H145V36L147 37V35H148V37H147L148 39L145 38V41H144V38H143V37H138V36H140V35L142 34V33L139 32L140 34H138V36L136 35V37H138V40H137V38L135 37V34H137V32L140 31V30H136V29H139L140 24H141V25H146L145 23H146L147 21H149V20L152 19V16L150 17V15H151V13L153 12L154 8H153V9L150 8V10H151V11H150V15L148 14V16L150 17L149 20H148V18L145 17V15H146L145 11H147V12L149 13V9H148L149 6L145 7V8H147V10L144 9V11H143V9L140 10V9L137 8V9L139 10V12H141V13L144 12L143 17H144L145 20L147 19L146 21H144L145 23H142V21H141V15H142L143 13H142V14L140 13V14H141L140 16H138V15H139V13H137L138 11H136V13H129V15L127 14L129 11H131V10H134V11H135V10H137V9H133V8L131 9V8H130V10H129V9H121V7H120V8H109L108 6H104L103 8H101V9H102L103 11H105L106 13H109L110 16H111V18H112V19L114 18V20H115L116 17L118 18V17H120V16H121L120 18L124 19V21H125V19L127 18V20L125 21V22H126V25H125V22L122 20V21L124 22L123 24L125 25V27H124V25L122 24V21H121V22H118V20H119L120 18H118V20H117V19L115 20L116 22H114V25H112V26H113V27L116 26L115 28H118V29H116V30H117V33H116V31H115V32L113 31V30H115V28H112V27H111V28L109 27V29L106 28L107 26L104 25V24H105L104 22H103L104 24L102 23V25H101L100 22H99L100 20H99V21H98V20H95V19H94L93 21L91 20L92 22H94V24L92 23V25H91V21H90V25H91V26L94 25V27H93L94 30L99 29V31H98V34H99V35H100V34H104V33L107 34V36H106L107 38H105V37L102 38V39H106L105 41H102L103 44L105 43V45H102L103 48H104L105 50L108 51L109 47H112V44H113L112 42H114V40H112L111 38H115V40H116L117 42L120 41L119 43H117V42L115 41L116 43H114V44L117 46L118 44H121V42H122L121 39H122L123 41H125L124 38H123V36H122V35H123V32L126 31L127 33H129L130 30H131V34H132V32H135V34H134V33H133V34H134V37L136 38V42H137V41H140V42H142L143 44H140V42H137V44H134V45H137V46H136V47H137L136 50H134V49H135V46H133L134 49L131 48V46H132L133 44L131 45L130 42L135 43V42L133 41V40H135V38H133V35H132V37L129 35L128 38H130V37L132 38V40H130V42L128 41V43H130V45L127 44V42H122V44H123V43H124V44H123V45H120V46H124V45H125V46H128V45H129V49H128V50L133 49V50H130L131 52H130V51L128 52V50H126V47L124 46L125 51H126V54H127L126 56L124 55V58H125V59L123 58V53L125 52L124 49H121L122 54H120L121 51H120V53L118 52V49H119L120 47L117 46L118 48L116 49V48H115L116 46H114V44H113L114 47L110 48L109 51L111 50V52H112V51H115V50H116L117 52H114V54H115V53H118V54H117V55H112L111 52H109V53H110L109 56L111 55L112 58H116V57H117V59L120 60V61H121V59H123V61H121L122 65H120V64H119L120 61H117V60H116V62H115V61H113L114 59H113V60L111 59V57H110V59H108V60H107L106 57H103V56H107V54L104 55L106 52H105L103 55H97V57H96V56H95L96 52H94V48L92 47L93 45L91 44L92 46H91V45L89 46V45L86 44V43H82V44L85 45V47L82 49V50H84V52H83L81 49H76V48H75V49H76V50H80V51H82V53H84L85 56H86V52H87V54H89V56H90V54L94 53V54H92L90 57L87 56L88 59H90L91 61H90V60L87 61V60H86L87 57H86V58H85V61H84V62L82 61L83 64H84L85 62H92V61H93V63H86V66L88 67L89 64H93V65H95L96 63L98 64L97 66H99V62H100V64H101L102 62H105L106 66H107V65L110 64L111 62H114V64H115L117 67H118L119 65H120V67H122V66L124 67V68H120L121 71H120V69H119V67H118V69H119L118 72L121 73V74H120L121 76L118 75L117 73H116L115 76H114V74H108V75L106 74V75L109 77V79H110L111 77H112V79H113V80L110 79V80H111V83H110V84H112V86H111V85H109L108 81H105V82H104V80L101 79V77L103 76L102 73H104V72L101 71L102 68L99 69V68L97 67V69H95L96 67L93 68L92 65H90V66H89L90 69L87 68V67H86V68L89 69L90 72L92 71V72L95 74V77H94V74H93V78H92V76H91L92 72L89 73V70H88V73H89L90 75H88L87 72H86V73H83V72H82V73H83V75L87 74L88 76H91V80L89 79L90 81H88V80L86 79V76H83V77H85V79L87 80V82H92V81L95 80L96 78H97L98 81H101V80H102V81L104 82V83H103V82L101 81V82L104 84V85H102V86H104V88H103V87H95L96 89H94V90H97V91H95V92L79 91V92H77L76 94H75V93H72V92H70V91H61V93L59 92V93H60V95H59L58 91H57V93L55 92V91L58 89V87H59L58 85H57L58 87H55V84H54V82H55V80H56L55 77L57 76L56 72H57V73L60 72V73L58 74V75H60V74H61V71H62V68H64V67L67 65V62H68L69 60H68L67 62H65L66 64L64 65V62H62V61H63V60L65 61V59H63V60L61 59L62 61H60V63L63 65V67H62L61 64L59 63V64H60L59 66H61L60 71L58 70V71L54 72V69H53V68H52L53 70L50 69V68H46V69L44 68V69L42 70V68L45 67V66H42V68H40L41 64L43 65V63H44V62H43V58H42V56H41L42 53H41V55H39V52L36 51L35 54H34V55L37 54L39 57L41 56L42 60H41L39 57H37V55H36V56L33 55V57H32V55H31V54H33L34 51H35V48H32L33 45H34V47H36L38 50L40 49V52L42 51V50H41V48H42L41 46H40L41 48H38L39 45H41V43H42V42H41L42 39H41L40 42H37V43H39L38 47H37V44L34 43V40H33V39L31 40V43L29 42V46L32 45V46H30V47L32 48L33 53H29V54H28V52H30L29 50H30L31 48L28 47L27 40L30 41V39L32 38V36H31V35H32V32H30V36H31V38H29V35H28V34H26V36L28 35V37H25L24 35H23V37H20L21 35L18 36L17 33H16V35H13V36H12V37H15V36L20 37V39H18V41H19V40H22L21 38H23V39L26 38L25 41H26L27 44L25 43L24 40H22L23 42H21V41L17 42V41H16V43L14 44V42H13V39H14V38H10V36H11L12 34H15V32H16V27L20 25V24H18L17 26H12V25H14V23L17 22V20H16L17 18H18V22H19V23L22 21V23H25V24H26L25 18H26V20H27V18H28V20H29V19H33V18H31V16L29 15V13L31 14L32 6H35L36 8H34V10H37V11H38V12L36 13V15H38V17H36V16L34 17V19H36V23H37V21L40 22L39 19H41V18H42V20L44 19V17L42 16L43 13H40L39 8H37L38 5L41 6V4H40V3H41V0H38V1H36V0H31V1L28 0L29 2H27V0H26L25 2H26L27 4H29V5H27V6L24 5V6L29 8V10H28V8H27V10H28L29 12H28L25 8H23V9H25V11H24V10L21 8L22 6L19 7L18 5H16V3L19 4V2H20L21 0H19V2H18V0H17V2H15V3H14V1H16V0H10L9 3H8L9 5H7L8 0H1ZM12 1H13V2H12ZM22 1H23V0H22ZM146 1H147V0H146ZM149 1H150V0H148V3H150L151 1H155V0H151L150 2H149ZM156 1H157V0H156ZM4 2H6V3H4ZM11 2L13 3L12 6H11V4H12ZM35 2H36V3H35ZM21 3H22V5H23V2H21ZM26 3H24V4H26ZM186 3H187V2H186ZM186 3H185V5H186ZM35 4H36L37 6H36ZM150 4H151V3H150ZM150 4H148V5H150ZM1 5H2V6H1ZM19 5H21V4H19ZM9 6H10V7H13V10H12L13 12L16 11V12H14V15H15V13H16V15L12 17V19L14 20V23L11 22V21H13V20H10V19H9V18H10L9 16H12L13 12L10 11V12H12L11 14H9V12L6 14V11H9V10H10V9L7 10V7H9ZM24 6H23V7H24ZM10 7H9V8H10ZM14 7H15V8H14ZM18 7L21 8L23 11H21V9H19ZM118 7H119V5H118ZM150 7H151V5H150ZM185 7H186V6H185ZM2 8H3L4 10H3ZM16 8H18V10H17ZM11 9H12V8H11ZM107 9H108L109 11H107ZM114 9H116V10H114ZM117 9H118V12H117ZM182 9H183V10H182ZM182 9H179L180 11H181V10L183 11V12H180V11H179L180 13H179L178 11H172V10H170V11H171L172 13H173V12H177L178 14H181L180 16L178 15L179 17H183V14H182V13H184V14L186 15V12H189V10L186 11L184 8H182ZM2 10H3V11H2ZM65 10H66V9H63V11H59V10H58L57 12L54 11V12L56 13V15L54 14L53 17H55L57 20L65 21V22L62 23V24H63V25L67 24L69 27H74V26H75V27H76V26L79 27V26H81V25H80L81 23L84 25V23H85V22H84V21H85V16H82V14H80V15L77 16V17L74 16V18L70 16V18H73V19H70V18H69V15L64 14V13H65V12H64ZM119 10L122 11L123 13H120ZM125 10H127V12H125ZM128 10H129V11H128ZM158 10H160V12L163 11V12H162L163 14H162V13L159 14V13H158V12H159ZM184 10H185V11H184ZM17 11H19V12H17ZM26 11L28 12V14L26 13ZM66 11H67V10H66ZM113 11H114V12H113ZM20 12H22V13H26L27 15H29L30 18L27 17V16H25V15H23V14H20V15H19L18 13H20ZM41 12H42V11H41ZM52 13H53V12H52ZM60 13H61V14H60ZM111 13H112V14H111ZM4 14H5L6 16H5ZM8 14H9V16L7 17ZM17 14L19 15V17L17 16ZM62 14H63V17H61ZM113 14H114V17H112ZM123 14H124V15H123ZM134 14H135V15L137 14L136 16H138V18L135 17ZM165 14H166V16H165ZM170 14H171V13H170ZM175 14H176V13H175ZM175 14H174V15H175ZM187 14H188V13H187ZM2 15H4V16H2ZM65 15H66V18H69V19H65V18H64ZM115 15H116V16H115ZM119 15H120V16H119ZM163 15H164V16H163ZM171 15H172V14H171ZM176 15H177V14H176ZM16 16H17V18H15ZM23 16H25V17L23 18ZM67 16H68V17H67ZM168 16H169V17H168ZM6 17H7V18H6ZM57 17H58V18H57ZM124 17H125V18H124ZM131 17H132V18H131ZM134 17H135V18H134ZM139 17H140V21H139ZM143 17H142V19H143ZM160 17H161V16H160ZM176 17H177V16H176ZM4 18H5V19H9V22L11 23V25L9 24V22H7V23H8L10 26H9L8 24H7V25H8V27H10V28H9L10 30H8V27L5 26V25H6V20H5ZM22 18H23V20H24L25 22H23ZM37 18H39V19H37ZM60 18H61V19H60ZM63 18H64V20H63ZM133 18H134V19H133ZM162 18H161V19H162ZM19 19H20V20H19ZM34 19H33V21H34ZM56 19H54V21H53L54 24L52 23V24H53V27H54V25H55L56 27L58 26V23H59V22H58ZM130 19H132L133 21H131ZM135 19H138V20H135ZM156 19H157V24H156V22H155ZM3 20H5V21L3 22ZM28 20H27V24H28V26L30 25V28H31V29L29 28V30L31 31L33 28L31 27V24H30L31 22H30V20H29V21H28ZM44 20H45V19H44ZM163 20H164V19H163ZM163 20H162V21H163ZM7 21H8V20H7ZM15 21H16V22H15ZM66 21H68L69 24H68ZM119 21H120V20H119ZM127 21H128V24H127ZM129 21H131L132 23L129 22ZM134 21H135V24H136V22L139 21V25H136V27L138 26L137 28L135 27V25H134V27L132 26V24H134V23H133ZM159 21H160V22H159ZM29 22H30V23H29ZM34 22H35V21H34ZM34 22H33V23H34ZM111 22H112V20H110V23L108 24V26H109V25L111 26ZM117 22H118V23H117ZM140 22H141V23H140ZM4 23H5V24H4ZM41 23H42V22H41ZM79 23H80V24H79ZM87 23H88V22H86V24H87ZM165 23H166V24H165ZM178 23H180V22H178ZM16 24H17V23H16ZM16 24H15V25H16ZM25 24H24V25H25ZM59 24H60V23H59ZM112 24H113V23H112ZM129 24H130L131 26H130ZM137 24H138V23H137ZM24 25L22 24V25H20V27H21V26H24ZM33 25H34V24H33ZM33 25H32V26H33ZM43 25H44L45 28L43 27L42 30H44V29L47 28V26H46L45 24L42 23L41 26H43ZM90 25H89V26H90ZM100 25H101L102 27H103V25L106 26V27H103V28L108 29V31L105 29L108 33H107L106 31H103V32L99 33L101 29L104 30L103 28L100 27ZM186 25H187V24H186ZM186 25H184V26H186ZM35 26H36V25H35ZM91 26H90V29H91ZM95 26H96V27H95ZM98 26H99V27H98ZM126 26H127V27H126ZM128 26H130L131 28L133 27V28H132L133 31H132V29H131L130 27H129V29H128ZM146 26H148V25H146ZM166 26H167V27H166ZM2 27H3V28H2ZM4 27H5V28H4ZM11 27H15V30H14L15 32L12 30L13 28H11ZM24 28H25V27H24ZM27 28H28V27H27ZM27 28H26V29H27ZM38 28H39V27H37L36 29L40 31V29H38ZM80 28H81V27H80ZM80 28H79V29H80ZM96 28H97V29H96ZM100 28H101V29H100ZM120 28L123 30L122 33H121L122 30H121ZM126 28H127L128 30H127ZM156 28H155V29H156ZM169 28H171V30H170L171 32H168V29H169ZM2 29H3V30H2ZM6 29H7L8 32L5 31ZM20 29H21V28H20ZM20 29H19V27H18V33H19V34H21L22 31H24L23 28H22V30H20ZM26 29H25V30H26ZM110 29H112L111 31H112L113 33L110 31ZM155 29H154V30H155ZM19 30H20V32H19ZM80 30H81V31H85V30H84V26H82V28H81ZM102 30H101V31H102ZM148 30H149V34H150V32H151L152 35H153V34L155 35V37H156L157 34L160 32L159 34H161V37H159L160 35L158 34V38H160V39L156 38V40H157V41L159 40L160 42H161V41H164V42H165V45H164V42L162 43V45H164V47H165V46H166V47H169V46L171 47V46H172L171 48L169 47V49L167 48V55H165V56H167V58H169L170 60L175 59L176 57H178V58H176V61H178V62H176L175 60L173 61V62H176V64H174L175 67H172L173 63H170L171 61H170L169 59H166V60L170 61V62L168 63L169 66H168V64H167V61H165V60H162V61H165V63H166V65H163L164 62H160V61H158V60H160V59H158V60L156 59V58H158V55H156V54H154V53H151V54H150V53H148L149 51L147 52V50H146L147 47H146V46H148V49L150 48V44H151L150 42H152L151 40H152V37H153V36H150L148 33L146 34V32H148ZM150 30H152V31H150ZM9 31H12V32H9ZM128 31H129V32H128ZM157 31H158V33H157ZM27 32H28V30L24 31L23 33H27ZM40 32H41V31H40ZM109 32H110V33H109ZM6 33H10L11 35L8 37V34H6ZM23 33H22V34H23ZM43 33H44V32H42V35H43ZM111 33H112V34H111ZM109 34H111V35L116 34V36L118 35V36H117L118 38L116 39L115 35H114V36H111V35L109 36ZM121 34H122V35H121ZM119 35H120V36H119ZM162 35H163V36H162ZM68 36L70 37V34H69ZM102 36H104V35H101V37H102ZM141 36H143V34H142ZM149 36H150V38H151L150 42L147 41V40L150 39ZM33 37H34V36H33ZM108 37L110 38V41H108V42H110V43H109V44H106L107 39H109ZM155 37L153 38L154 41H156V40H155ZM162 37H163V38H162ZM166 37H167V40H166ZM27 38H29V39H27ZM139 38H140V39H139ZM141 38H142V39H141ZM161 38H162V39H161ZM168 38H169L170 40H168ZM65 39H66V38H65ZM146 39H147V40H146ZM164 39H165V40H164ZM11 40H12V41H11ZM15 40H17V39L15 38L14 41H15ZM62 40H63V41L60 40V41H61L60 44L64 43V39H62ZM68 40H69V38H68ZM70 40H71V38H70ZM73 40H74V39H73ZM111 40H112V41H111ZM128 40H129V39H128ZM6 41H7V42H6ZM74 41H75V40H74ZM159 41L157 42V44H159ZM166 41H171V42L169 43V42H166ZM175 41H177V39H176ZM12 42H13V43H12ZM20 42H21V44L23 43L22 47H21V44H19V45H20L19 47L23 50V51H22V54H23V52H24V49H25V48H26V49L28 48V50H27L28 52H27L26 54L29 55V56L31 55V56L29 57V59L32 58V59H30L32 62H34V61H33V60H34V57L37 58V59H39L38 61L36 60V63H35V62H34V63H29V62H28V59H26L28 56H27V55L25 56L24 54H23V55H22V54L20 55V56L22 57V61H23V59H24V61H23V62H20L21 59H20V61H19V56H18V54H19L20 52H18V51H20L21 49H19V50L17 51V49L19 48V47L17 48V46H18L17 43H20ZM58 42H59V41H58ZM67 42H68V41H67ZM75 42H76V41H75ZM75 42H73V43L75 44ZM77 42H78V40H77ZM108 42H107V43H108ZM10 43H11V44H10ZM71 43H72V41H71ZM71 43H69V44L66 43L67 45H65V44L62 45L63 47H64V45H65V47H64L65 51H66V48H70V49H71V47L69 46ZM78 43H79V42H78ZM78 43H77V45H78ZM138 43H139V44H138ZM146 43H147V45H146ZM166 43H168V44H170V45H168V44L166 45ZM255 43H259V40L255 39ZM8 44H9V45H8ZM79 44H81V43H79ZM110 44H111V45H110ZM157 44H156V42H155V46H157L158 48L160 47V49H162V47H161L162 45L159 44V46H158ZM10 45H11V46H10ZM16 45H17V46H16ZM57 45H58V44L56 43V46H57ZM106 45H107V47H106ZM109 45H110V46H109ZM138 45H139V46H138ZM141 45H142V47H140ZM160 45H161V46H160ZM182 45H183V44H182ZM186 45H187V44L185 43V44H184V47L182 46L181 49L185 48ZM9 46H10V47H9ZM23 46H24V48H23ZM72 46L74 47L75 45H72ZM87 46H88V48H87ZM108 46H109V47H108ZM59 47H61V45H60ZM59 47H58V48H59ZM63 47L60 48V51H63V52H64V49H62ZM76 47L81 48V47H83V45H82L81 47H80V45H79V46H76ZM143 47H144V49H143ZM145 47H146V48H145ZM157 47H156V48H157ZM164 47H163V48H164ZM166 47H165L164 50L162 49V51H164V53H162V55H163L164 58H165L164 54H165V52H166ZM173 47H174V48H173ZM56 48H57V47H56ZM58 48H57V49H58ZM86 48H87L88 50H87ZM90 48H91V49H90ZM122 48H123V47H122ZM138 48H139V49L142 48V49H140L141 52L139 51ZM156 48L154 49L155 51H156ZM187 48H188V46H187ZM37 49H36V50H37ZM73 49H74V48H73ZM92 49H93V50H92ZM114 49H115V50H114ZM174 49H176V50H174ZM189 49H191V48H188V49L186 50V52H187ZM13 50H14V51H13ZM85 50H86V51H85ZM137 50H138L139 53H141V54H142L143 52H144V53L146 52V53H147L146 56L148 55L147 57H149V56L151 55V56H153V58H154V57L156 56L155 60H157V61H155V62H151V61L154 60L151 56L149 57L150 59H148L146 56H143V55H145V54H143V55L140 54V55H139V53H138ZM154 50H153V51H154ZM157 50H159V49H157ZM168 50L171 51V52L173 51V52L170 53V52H168ZM191 50H192V49H191ZM8 51H9L10 53H9ZM80 51H79V52H80ZM123 51H124V52H123ZM132 51H134L135 53L132 52ZM153 51H151V52H153ZM175 51H176L177 53H176ZM184 51H185V50H184ZM11 52H12V53H13V52H14V53L18 52L17 55L14 54V55L17 56V57L15 58V57L12 55ZM25 52H26V50H25ZM37 52H38V53H37ZM88 52H89V53H88ZM90 52H91V53H90ZM156 52H158V51H156ZM156 52H155V53H156ZM182 52H183V51H182ZM186 52H185V54H186ZM191 52H192V51H191ZM58 53H60V52H58ZM112 53H113V52H112ZM130 53H132V54H130ZM168 53H169V54H168ZM173 53H174V54H173ZM189 53H190V52H189ZM84 54H81V52H80V56H83V57H84ZM137 54H138L139 57L136 56ZM152 54H154V55H152ZM157 54H159V53H157ZM170 54H171V55H170ZM172 54H173V55H172ZM192 54H193V52H192ZM192 54L190 53V55H192ZM93 55H94V57H92ZM121 55H122V56H121ZM160 55H161V51H160ZM160 55H159V56H160ZM162 55H161V57H162ZM169 55H170V57H168ZM174 55H179V56L181 55V56H180V57H179V56H176V57L174 58V57H173ZM12 56H13V57H12ZM23 56H24V58H23ZM127 56H128V57H127ZM188 56H189V54L187 55V58H188V60H189V57H188ZM25 57H26V58H25ZM91 57L94 58V59H92ZM107 57H108V56H107ZM119 57H120V59H119ZM130 57H134V58H132V60H133V59H138V60L140 61V63H141V61H143V62H142L143 64H146V63H149V65H153V64H154L155 69H158V67H161V68L165 69V70H164L165 72H162V75H164V78H166V77H167V78H166V80H164V78H161V80L165 81V83H162V82H163V81H162V82H161L162 84L160 83V85H161V88H162V85H163L162 91H163L164 95L167 94V97H164V99H162V97L160 98V95L163 96V94H160V93H161V92H160V93H159L160 95H158V97H157V95H156V97H157L156 99L160 98V99H162V100H161V101H158L159 99L156 100V99L152 98V100L154 99L155 101L153 100V101H152L153 103L150 104V103H151L150 100H151V97H152L151 95L155 96L154 93L157 92V90L159 91V89H157V90L155 91L153 88H151V87H153V84H154V83H151V82H150V83H151L152 85L149 86L150 88L147 87L148 89H150L149 91L146 90L147 88L145 89V86H144V85H143L144 88H143V86H142V88H143V89H142V88H141V85L144 84V82L146 83V81H148V80L145 81V79H151V77H150L149 75H148L149 78L146 76V75H147V72H146V71H145L146 73L144 72V70H145V66H146V69H147V67H148V68H151V67H152L151 71L148 72L149 74H153L152 71H153L154 67H153V66H150V67H149V65H148V66H147V65L143 66V65L141 64V66H142L141 68L143 69V67H144V70H143V71H139V73H140V75H141L140 77H144V78L138 79V76H139V75H138V72H137V74H135V73H133V72H136V69H138V70L140 69V68H139V67H140V66H139L140 63L138 62V60H136L137 62H135V63H136V64L138 63V65H137V67H133V66H135L136 64H135L134 62H132V60L130 59ZM144 57H145L146 59H145ZM161 57H160V58H161ZM171 57H172V59H171ZM190 57H191V56H190ZM192 57H195V56L192 55ZM192 57H191V58H192ZM9 58H10L11 60H8ZM17 58H18V59H17ZM95 58H96V59H95ZM98 58H99V59H98ZM100 58H102V59H100ZM104 58H105V61H104ZM108 58H109V57H108ZM127 58H129V59L131 60V66L133 65L132 63L135 64V65H133V66L131 67V68H133L132 70H130L128 66H127V68H126L127 63L130 62V61L127 62V61H128ZM151 58H152L153 60H152ZM191 58H190V59H191ZM195 58H196V57H195ZM14 59H15V60L17 59L20 63L18 64V62H17V61L15 62ZM25 59H26V60H25ZM80 59H82V58L80 57ZM83 59H84V58H83ZM97 59H98V61H96ZM147 59H148V60H147ZM161 59H163V58H161ZM193 59H194V58H192L191 61H192ZM30 60H29V61H30ZM40 60H41L42 62H41ZM100 60H101V61H100ZM111 60H112V61H111ZM124 60H127V61L124 62ZM31 61H30V62H31ZM107 61H108V62H107ZM133 61H135V60H133ZM27 62H28L29 64H27ZM80 62H81V60L79 61V65L81 64ZM94 62H96V63L94 64ZM106 62H107V63H106ZM117 62H118V64H117ZM144 62H146V63H144ZM21 63H22V64H21ZM37 63H41V64H40V65L38 64V65H36V67H35L34 65L37 64ZM55 63H56V62H55ZM68 63L70 64V62H68ZM125 63H126V64H125ZM192 63H193V62H191V64H190L189 66H190V68H192V70H193V67H191ZM24 64H25L26 66H25ZM30 64L33 65V66H31ZM44 64H45V63H44ZM56 64H57V63H56ZM156 64H157V68H156ZM158 64H159V66H158ZM195 64H196V63H193L194 67L196 66ZM12 65H13V66H12ZM29 65L31 66V67H29V68H32V67H33L32 70H31V69L27 70L26 67H28ZM79 65L77 66V69H79V70L82 69V70H80V72H79V70H76V72L78 71V72L76 73L77 75H79V74L81 73V71H85V70H86L85 65H83L84 67L82 66V64H81L82 67L79 66ZM103 65H104V63H102V65H101L100 67H102ZM111 65H112V64H111ZM115 65H113V67H115ZM128 65H129V64H128ZM193 65H192V66H193ZM11 66H12V67H11ZM14 66H15V68H16V70H17V74H15V73H16V71L14 70L15 68L13 69ZM104 66H105V65H104ZM10 67H11V69H10ZM24 67H25L26 69H23ZM34 67H35V69H34ZM46 67H48V66L46 65ZM80 67H81V68H80ZM91 67H92L93 69H91ZM117 67H116V68H117ZM166 67H167V68H166ZM20 68H21V69H20ZM37 68H40V69H39V70H40L39 72H38ZM195 68H196V67H195ZM195 68H194V70L197 69V68H196V69H195ZM83 69H84V70H83ZM94 69H95V70H94ZM126 69H127V71L130 70V71L128 72V75H129V76H126V75H127L126 72H125ZM134 69H135V70H134ZM187 69L189 70V72L191 71V69H189L188 66H187ZM9 70H10V71H9ZM11 70H12V71H11ZM23 70H24V72H23ZM33 70H35V71L37 70L36 73H37V72H38V73L36 74ZM41 70H42V73H44V72L47 73V77H51V78H46V77H44V75H46L45 73H44V75L42 74L43 76H40V75H41V74H40V73H41ZM98 70H99L98 73L101 72L100 74H98V73L96 72V71H98ZM122 70H123V71H122ZM147 70H148V69H147ZM194 70H193V71H194ZM14 71H15V73H14L15 76H13V72H14ZM26 71H28V72H26ZM30 71H31L32 73H34L33 75H37V78H38V79H39L40 77H43L44 80H42L43 78H42V79L40 78L42 81H45V79H51V82L49 81V84H50V83H51V84L53 83V84H52V85H53L52 89L50 90L51 84H50V87H49V88L47 87L48 89L45 87V88H46V91L44 90V89H45L44 87L40 88V86H42V84L44 85L45 82H42V84H41L39 81H35V80H37L36 77L34 78V76L31 75V76L33 77V79H35V80L33 81V83L35 82V84H39V85H37V86H39L38 89H37V91L39 90L38 93H36L37 91H33V89H34L33 87L35 86V84H30V85H29V83H30V82L32 83V81L27 77V73H30ZM94 71H95V72H94ZM148 71H149V70H148ZM154 71H155V70H154ZM8 72H9V73H8ZM10 72H11V73H10ZM50 72H52L51 75H52L53 73H55V74H54L55 77H54V75H53V77H52V76L50 75ZM124 72H125V73H124ZM141 72H142V73L144 72L145 74H144V73L142 74ZM151 72H152V73H151ZM171 72H172V73H171ZM32 73H31V74H32ZM48 73H49V76H48ZM82 73L80 74V77H81ZM123 73L126 74V75H125L126 77H125V76H122ZM129 73H130V74H129ZM131 73L133 74L134 77L137 76V77H135V78H137V80H139L138 82L143 81V79H144V82H141L142 84L140 83V84H137V85H136V83H135L136 80H135L134 77L131 76ZM164 73H165V74H164ZM166 73H168L169 76L166 75ZM9 74H10V75L12 74L13 78H12ZM25 74H26V75H25ZM101 74H102V75H101ZM154 74H155V73H154ZM154 74H153V75H154ZM19 75H20L21 78L23 77L22 79H24V78L26 77V78H25V80L27 79L26 81H28V79L30 80L29 82H26V81H25L28 85H27L26 83H24V80H22V83L26 84V85H27V88L25 87L24 84H20L21 82H20L19 80H20L21 78L19 77ZM98 75H100V77H99ZM106 75H105V77H106ZM109 75H110V76H109ZM112 75H113V76H112ZM142 75H144V76H142ZM153 75H151V76L153 77L152 79H154V76H153ZM165 75H166V76H165ZM170 75H171V76H170ZM31 76H30V77H31ZM38 76H39V77H38ZM88 76H87V78H88ZM97 76L99 77L100 80L98 79ZM3 77H4V78H3ZM7 77H8V80H7ZM10 77H11L12 79H14V80H15L14 77H16V79H17V80H15V83L13 82L14 84L17 85V87L15 88V90H14V87H15L14 84H12V85H14V86H12L13 89H11L12 87H10V86L8 85V84L11 83V82H8V81L11 80ZM117 77L122 78V79L119 80ZM140 77H139V78H140ZM146 77H147V78H146ZM169 77H171L172 79H168ZM19 78H20V79H19ZM89 78H90V77H89ZM94 78H95V79H94ZM103 78H104V77H103ZM106 78H107V77H106ZM106 78H104V79H106ZM115 78H116V79H115ZM127 78H130V79H129V80H130L129 83H126ZM133 78H134V79H133ZM18 79H19V80H18ZM31 79H32V78H31ZM54 79H55V80H54ZM79 79H81V78H79ZM82 79H83V78H82ZM85 79H84V80H85ZM109 79H107V80H109ZM123 79H125V82L123 81ZM132 79L135 81V82L133 81L132 83H133L134 85H136V88L133 87V85H132V83H131ZM152 79H151V80H152ZM155 79H156V81H154V80H153V81H154V82H157V78H155ZM14 80H11V81H14ZM53 80H54V81H53ZM86 80H85V81H86ZM116 80H117L118 83H116ZM118 80H119V81H118ZM129 80H128V81H129ZM16 81H17V82H16ZM47 81H48V80H47ZM47 81H46L45 84L48 83ZM52 81H53V82H52ZM81 81H82V80H81ZM98 81L95 80V81H93V82H94V84H95V83L98 82ZM112 81H113V82H112ZM121 81H122V82H121ZM128 81H127V82H128ZM36 82H37V83H36ZM38 82H39V83H38ZM83 82H84V81H83ZM101 82H99V84H100ZM3 83H4V85H3ZM5 83H6V84H5ZM7 83H8V84H7ZM17 83H18V84H17ZM55 83H56V82H55ZM107 83H108V87H109V88L107 87V85L105 86V84H107ZM122 83H123V84H122ZM177 83H178V82H177ZM40 84H41V85H40ZM49 84H47V85H45V86H49ZM97 84H98V83H97ZM114 84H115V85H114ZM117 84L122 85L121 87H123V86L125 87L126 85H127L128 87H133V90H134V91L137 90V87L140 86V88H141L142 90L138 88V91L140 90L141 92L144 93V94H143V97H144L143 99L145 100L146 98H150L149 100L146 99V101H148V102H145V101L141 102V100H143V99H141L140 101H139V99L142 98V97H140V98H139V97H135V95H136V96H137V95H138V96H139V95L141 96L140 92H138V94L136 93V94L134 95V97H135V98H139V99H138V100L135 99V101L137 100V102H139V103L137 104V102H135V103H134L135 106L139 105L140 102H141V104H140V107H141L142 103L145 102L144 104H146V103H149V101H150V103L145 105L147 108H148L150 105H151V108H152L153 104H154L156 101H158L159 104H158V102H157L156 106H155V104H154L155 107H154V109L152 108L151 111H148V110L151 109V108L146 109L145 106H143V107H145V109H142L143 111L141 110L140 107L138 108V106L135 107V106H131V105H130V106H131V107H130L129 104H133L132 102L129 103L130 100L132 99V96H133V95L131 96V95H130L131 93L128 92V94H129L130 96H129V97H128V95L125 96V92H124V91H125L128 87L126 86V87H125L126 89L124 90V89H123L124 87H123V88H120V85H117ZM166 84H167V83H166ZM173 84H174V83H173ZM7 85H8L9 87H8ZM10 85H11V84H10ZM19 85H20L21 87H20ZM31 85H34V86L31 87ZM145 85H146V84H145ZM148 85H149V84L147 83V86H148ZM157 85H159V84H158V83H157V84L155 83V84H154V88H155V86H157ZM167 85H169V84H167ZM167 85H166V88H167V91H168V87H169V86H167ZM176 85H177V84H176ZM5 86H6V87H5ZM23 86H24V87H23ZM29 86H30V87H29ZM37 86H36V88H37ZM93 86H94V85H92V87H93ZM97 86H98V85H97ZM113 86H114V89H115V86H116V89H115V90H116V92L118 93V94L116 93V94H117V95H116V96H117L116 98H113V96L115 97V95H114L115 93L113 94V92H115V91L112 92V88H113ZM54 87H55L56 89H55ZM92 87H91V88H92ZM159 87H160V86H159ZM159 87L157 86V88H159ZM179 87H180V86H179ZM2 88H3V89H2ZM7 88H8L9 90H8ZM28 88H29V90H28ZM180 88H181V87H180ZM41 89H42V90H41ZM54 89H55V91H54ZM59 89H60V88H59ZM100 89H101V90H100ZM102 89H103V90H102ZM114 89H113V90H114ZM130 89L132 90V88H130ZM130 89H129V90H130ZM16 90H17L18 92H17ZM25 90H26V91H25ZM34 90H35V89H34ZM43 90H44V91H43ZM92 90H93V89H92ZM94 90H93V91H94ZM104 90H105V91H104ZM109 90H110L112 93H111ZM127 90H128V89H127ZM127 90H126V91H127ZM133 90H132V91H133ZM143 90H145V92H146V91H147V92L145 93ZM151 90H153V93H151V92H152ZM20 91H21V93L23 92L24 94H23V93L21 94ZM30 91H31V92H30ZM51 91H52V93H51ZM154 91H155V92H154ZM7 92H8V93H7ZM11 92H12V93H11ZM33 92H35V94L32 95ZM46 92H48V94H47ZM53 92H54V94H58V95H55V96H54ZM135 92H136V91H135ZM135 92H133V94H134ZM148 92L151 93V94L148 95ZM180 92H181V89H180ZM180 92H179V93H180ZM4 93H5V94H4ZM13 93H14V94H13ZM49 93H51V94H49ZM109 93H111V94H110L111 96H112V94H113V96H112L113 99L119 101V103H120L121 105H122V104H123V106L125 105L124 107H126V108L128 109V111L130 110V108H131V109L133 108L134 111L138 108V111L141 110V111L143 112V113H142L141 111L137 112V110H136V112H137L138 114L140 113V114H139V115H140V116H139L140 118H142L143 114L145 113L144 110H145V111H148L149 113L146 112L145 114L148 113V115H149V114L152 115V119H153V120L151 121V120H150L151 118H149L148 115H145L144 117L147 116V117L149 118V119H148V118L146 117V118H145L146 121H145V119H144L143 122L141 123V124L144 123V126H145V124H146L145 127H143V126H142L143 128H141V126L139 127V125H141L139 122H138L139 125H138V123L135 124V125H133V122L135 121L134 118H133V115L136 114V115L134 116L135 119H136V116H138V114H137V113L134 114V112L132 113L131 110H130L132 116H131V115L129 116V114H128V112H127V109H125V108L122 107V106H118V105H116V106L119 107V111H118V112H119L120 115H119L118 112L116 111L115 106H112V107H114L113 110H115V111L113 112V110L108 109V111H106V115H107V113H108V115H109V114H110L109 112L112 111L113 113L116 112L115 114H116V115L118 114L117 116H119V118H120V116H121L122 119H119V122H117V120H118L117 116H116L117 119H115V116H114L115 114H112V112H111L110 115H111V116H112V115L114 116V120L112 119V117H109V119H111V120H108V119L106 118V117H108V116H106V117L102 116V115H105V113H103V109H101V108L103 107V105H105V103H108V107H109V108L111 107V102H110V101H111V97L109 96ZM122 93H124V96H125V97H128V98L131 97L130 100H129L128 98H125V97H124L125 99H128L129 102L127 101V102H125V104H124L123 101H122L123 103L120 102L122 99H124V98H122V99L120 98L121 95H122ZM52 94H53V95H52ZM119 94H120V96H119ZM146 94H147V96H146ZM156 94H158V92H157ZM12 95H13V96H12ZM16 95H17V97H16ZM19 95H20V96H19ZM23 95H24V96H23ZM30 95H32V96H30ZM105 95H107V96H105ZM144 95L146 96V98H145ZM8 96H11V97H8ZM33 96H34V97H33ZM18 97H20V98H18ZM32 97H33V99H32ZM43 97H46V98L44 99ZM52 97H53V99H55V98L57 97V98H56V100H57L56 103H59V102L64 103V104L59 103L60 105H63V106H62V109H63V107H64L65 104H66V106H68V107H69V106H71V108L73 107L72 109L65 108L66 111L69 112V113L67 112V115H68V114H71V115H68V116H65V113H66V112L64 111L65 109H63V110L61 109V110H59V111L57 110L58 112H61V113H59L60 116H61V114H64L63 117H68V118H70V117H72V115L74 114V111H76V112L78 111V113L81 112L80 114H82V115H83V112H84V115H85V114H87L88 111H89L90 114H88V116H91V117H92V115L95 116V113L97 114L98 117L96 116L97 119L94 117V118H95L94 121L99 120L98 118H100L99 123L102 121V122L100 123V124H102V123L105 121V118H106V121L108 120V121L112 122V123H110V122H106V123H110V124H109L110 126H112V124L114 125V123L117 122V124H115L114 127H115V128H118L119 126L117 127V125H120V120H123L124 122H126L127 120H129V119H127L126 121L124 120V119H125V115H127V117L129 116V117H131V118H133V119H132L131 121L129 120V121H128V122H129L128 124H127V123L124 124V122H122V123L124 124V126L128 125V128H130V129H129L130 131H131V130H132V132L135 131L137 128H135L134 130H133V128H134L135 126L137 127V125H138V128H139L138 130H139V132L142 134V132L145 130L144 128L151 126L150 129L153 128V129H155L153 132H155V131L157 132V133H156L157 136L154 137V135H156V134H154V135L152 134V136H153L154 138H156V137L160 138L161 136L164 135V136H163L164 138L161 137V138L163 139V141H162L161 138H160V143H161V144H160L159 142L157 143V141L159 140V139L157 138L158 140H157V141H154V143H153V141H152V139H151V138H153V137L151 136V133H153V132H152L153 129H151V131H149V130H150V129H149V130H148V133H146V134H145V132H143V133L145 134V135L143 134V136H141L140 133L137 134L138 132H137V130H136V131H135V134L137 135V137H139V140H140V139H143V138H145V137H147L146 135L150 133V134H149L150 136L148 135V136H149L148 139H149L150 141H149V140H145V139H147V138H145L144 140H145L146 142L143 141V143H142L141 140H140V141H141V142H140V141L138 140V138L135 137L136 135L134 134L135 136H133L132 138H133V139H134V138L137 139V140L134 139V142H135V141H136L135 143H138V141L140 142V143H138V144L140 145V146H139L140 148H138V144H137V146H135V145L133 144L134 142H133V141L131 142L132 139H131L130 137H131V135H132L134 132H133V133L130 132V131L127 132V131H128V130H127L128 128H126V127H124V126H123L124 129L121 128V126H120L121 129H118V132H119V133L117 132V133H115V134H112L111 132H108V131H113V130H116V129H114V127H112V128L109 127V130L106 129L107 127L104 128V127L106 126V125L104 126L105 122H104V124H102L104 127H103L102 125H98V124L96 125V126L100 127V130H99L98 127H97L96 129H94V131H93L92 129H90V130H91V132H90V130H88V129H89L90 127H91V128H95V127H94L93 125H90V124L87 123V127H88V125H89V127H88V129H87L86 124H83V123H85L84 121H83V123L81 122V125H79V123H78L79 120H78V122L75 121V122H77V125H79V127H78V126L72 124V122H71L70 120H68L67 118H66V119L64 118L63 120H65L66 123H65V122H64V123H65L66 125H68V123L71 122V124H72V125H70V126H71V129H72V130H71L69 127H66L64 123L61 124L63 121H61V123H60V121L58 120V121H59V122H58L59 124L57 125V124L55 123V125H57V127H59L60 124H61V126H60L61 128L59 127V129H60V131H59L60 134H61L63 131L66 132V133L63 132V133H62L63 135L61 134V136H62L63 139L65 140V141H64L65 143H66V142L68 143V142H69L68 140H71V138H73L74 141L78 140V143H80V142L82 141V142L80 143V145H79V144H77V141H76L75 143H72L73 140H71V143L73 144V146L77 144V147H78V146L81 147V148H80L81 151L78 150L79 152H76V154H74V155H75V157H76L77 153H78V155H79L81 152H82L81 154L85 153V154H83V156L81 155L82 157H86V156H87V159L85 158L87 162L84 160V161H85V164H84V162H83V164H82L83 159H82V158H79L80 155L78 156V158L80 159V161H81V159H82L81 164H82V166H84V167L87 165V163H89L90 167H89V165H88V166L85 167V169H86V168H87V169L89 168L88 170H90V168H91L92 171H95V172H93L95 175H94L93 173H92V174H93V176L96 177V178H94V179H96L97 182H96V181H93V182H94V183H93V182H92V179H93V178H91V177H92V176H91V175H92V174H91V171H86L87 169L84 170V169H83L84 167L82 168V167L80 166V164H78L80 167H79L78 165H76L77 163H79V160L77 159L78 161L76 160V161H77V163H76V161H75V157H74V160H72V159H73L72 156H74V155H71V154H73V153H71V150H73V148H74L75 146H74V147L72 146V147H73V148H72V147H71V143H69V145H70V147H71V148H70L68 145H66V144L64 143V145L66 146V149L69 148L70 150H68V151H70V153H71V154L69 153L71 156L69 157V155H68V156H66V157H67V158H66L65 155L62 154V153L64 152V150H66V149H64V150L62 149V148H64L63 143H62L63 140L60 142L58 136H57L58 139H57V138H56V139H52L53 141L56 140V141H54V142L50 139V138L52 137V134H54L55 131H56V133H58V132H57V129L54 130V127H55L54 122H56L55 120H57L58 117H59L58 113H57V115H56V116H58V117L56 118L55 115L53 116V114L55 113L54 111H52V112H54V113H52V112L50 113V112L48 111V109H49L50 111H51V110H55V111H56L57 107L59 106V105H58V106L56 107L57 104L55 105V102H54V105H55L56 109H52V108L54 107V106H53V103H52L54 100L52 99V102H51V99H50V98H52ZM58 97H59V98H58ZM102 97H103V98H102ZM104 97H106L105 99H109V98H110V99H109V100H104ZM107 97H108V98H107ZM134 97H133V99H134ZM174 97H175V98H174ZM176 97H178V100H177ZM26 98H27V99H26ZM28 98H29V99H28ZM30 98H31V99H30ZM48 98H49V99H48ZM99 98H100V100H101V99L104 100V103H102V107L100 106V105H101V102H100ZM119 98H120V100H119ZM10 99H12V100H10ZM46 99H47L48 101H46ZM58 99H60L61 101H60V100L58 101ZM113 99H112V100H113ZM125 99H124V100H125ZM171 99H174V100L176 99L175 101H177V102L174 103V101L171 100ZM8 100H9V102H8ZM17 100H18V101H17ZM23 100H24L25 103L23 102ZM25 100H26V101H25ZM43 100H44L45 102H44ZM49 100H50V102H49ZM169 100H170V102H169ZM42 101H43V102H42ZM132 101H133V100H132ZM10 102H11V103H10ZM46 102H47V103H46ZM228 102H229V103H228ZM228 102H227V103H228L229 105L232 104L231 101H228ZM26 103H27V104H26ZM33 103H34V104H33ZM49 103H50V105H49ZM113 103H114V101H113ZM128 103H129V104H128ZM161 103H162V104H161ZM182 103H183V102H182ZM230 103H231V104H230ZM17 104H18V105H17ZM20 104H22L23 107H22ZM46 104H47V105H46ZM51 104H52V105H51ZM95 104H96V105H95ZM97 104H98V105H97ZM109 104H110V106H109ZM127 104H128V105H127ZM134 104H133V105H134ZM136 104H137V105H136ZM175 104H177L178 106L176 105V107H175V106H174ZM183 104H184V103H183ZM242 104H244V103H242ZM245 104H246V103H245ZM2 105H3V106H2ZM12 105H14V107H12ZM15 105H16V106H15ZM93 105H95V106L93 107ZM113 105H115V104H113ZM225 105L227 106V104H225ZM225 105H224L225 108H228V107H229V106L226 107ZM232 105H233V104H232ZM239 105H241V104L239 103ZM247 105H248V104H247ZM247 105H246V106H247ZM31 106H33L34 109H33ZM37 106H39V107H37ZM45 106H46V107H45ZM99 106H100V107H99ZM128 106H129L130 108H129ZM236 106H238V105H236ZM236 106H231V110H232L233 108H234V109L236 108V110H238V109H239V110H244V109H240V108H238V107H236ZM246 106L243 105V107H246ZM18 107H19L20 109H19ZM40 107H44V108L42 109V111L44 110L42 113H46L45 115L41 114L40 111H39V114L36 113ZM91 107H93V109L98 108V111L94 113V110H93ZM112 107H111V108H112ZM120 107H122V108H120ZM143 107H142V108H143ZM158 107H161V108L159 109ZM177 107H179V109H180L179 112L177 111ZM240 107H241V106H240ZM247 107H248V106H247ZM16 108L19 109V114H18V112L16 111V110H17ZM22 108H23V109H22ZM46 108H47V110H46ZM50 108H51V109H50ZM69 108H70V107H69ZM103 108H104V107H103ZM106 108H107V105H106ZM123 108H124V109H123ZM157 108H158L159 110H157ZM175 108H176V109H175ZM229 108H230V107H229ZM229 108H228V110L230 111ZM11 109H12V110H11ZM14 109H15V110H14ZM21 109H22V113H20V112H21V111H20ZM27 109H28V110H27ZM58 109H60V107H58ZM67 109H68V110H67ZM245 109H247V108H245ZM23 110H24V111H25V110L28 111L27 113L25 112L27 115H24L25 117L21 115V116H20L21 118H20V117L18 118V116H19L20 114H23ZM36 110H37V111H36ZM45 110H46V111H45ZM72 110H73V112H72L73 114L70 112V111H72ZM90 110H92L94 114H93ZM101 110H102V113H103V114L101 113V114L99 115L98 112L100 113ZM104 110H105V109H104ZM133 110H132V111H133ZM156 110H157V111H156ZM163 110H162V111H163ZM171 110H169V111H171ZM174 110H175V111H174ZM239 110H238L236 113H238ZM15 111H16L17 114L15 113ZM35 111H36V112H35ZM62 111H63V112H62ZM155 111H156V115L154 114ZM162 111H160V113H161ZM164 111H163L161 114L158 112V113L161 115V118H162V116H163ZM169 111H168V112H169ZM229 111H228V112H229ZM244 111H246V110H244ZM33 112H34L35 114H34ZM47 112L50 113V114H49L50 117L47 116V115H48ZM64 112H65V113H64ZM76 112H75V115L73 116V120H72V118H71V120L73 121V123H74V120H75V118H76V117H75L76 114H77ZM151 112H153V114H152ZM171 112H172V111H171ZM171 112H170V113H171ZM177 112H178L179 114H178ZM10 113H11L12 117H11ZM25 113H24V114H25ZM141 113H142V116H141ZM170 113H169V114H170ZM230 113H231V111H230ZM232 113L234 114V110H233ZM239 113H240V112H239ZM239 113H238V114H239ZM14 114H16V116L18 115V116H17V119H15L16 116H15ZM33 114H34V115H33ZM51 114H52V115H51ZM165 114H166V112H165ZM165 114H164V115H165ZM167 114H168V113H167ZM169 114L167 115L168 117H170L173 113L170 114V115H169ZM238 114H237V115H238ZM2 115H3V116H2ZM110 115H109V116H110ZM177 115H176V117H177ZM239 115H240V114H239ZM14 116H15V117H14ZM34 116L39 117V120H40L41 118H42V119L40 120V122H39V121H36L38 118H36V117L34 118ZM44 116H45V117H44ZM69 116H70V117H69ZM100 116L104 117V118H103L104 121L101 120L102 118H101ZM157 116H158V115H157ZM165 116H166V115H165ZM167 116H166V117H163V118H167ZM172 116H174V114H173ZM23 117H24V118H23ZM40 117H41V118H40ZM52 117H53V118H52ZM54 117H55V119H54ZM63 117H60V118H63ZM139 117H138V118H139ZM144 117H143V118H144ZM150 117H151V116H150ZM179 117H178V118H179ZM13 118H14V119H13ZM45 118H46V119H49V120L51 119V120H50L51 122H50V121H49V122L47 121V123H48V124H47V123H45V122L43 121V122L41 123V121H42L43 119L45 120ZM143 118H142V119H143ZM154 118H155L156 121L159 120V121H158V122L160 123L159 126H158V123H155ZM159 118H160V116H159ZM173 118H175V117H173ZM173 118L171 119L170 123L167 121V120H169L170 118H169V119H166V120L163 119L164 121H166V122L169 123V124L164 123V124H166L165 126H167V125H171L172 122H173V123H176L177 121H179L178 119H176V122H175V119H174V121H173ZM77 119H78V118H77ZM77 119H76V120H77ZM92 119H93V118H92ZM179 119H180V118H179ZM25 120H26V122H25ZM112 120H113V121H112ZM133 120H134V121H133ZM136 120H137V119H136ZM140 120H141V119H140ZM140 120H137V121H140ZM147 120H148V121L150 120L151 123L149 124ZM161 120H162V119H161ZM52 121H54V122L52 123ZM67 121H68V123H67ZM144 121H145V122H144ZM153 121H154V122H153ZM164 121H162V123H163ZM21 122H22V123H21ZM30 122H31V123H30ZM38 122L41 123V124H43V125H44V123H45L44 126L48 127V128H45V131L47 130L46 134H43V131H44L43 129H44V127L42 128V127H41V124H40V125L38 124V125H39V127H38V125H37ZM91 122H92V121H91ZM113 122H114V123H113ZM140 122H141V121H140ZM146 122L149 124L148 126H147V123H146ZM49 123H51V126H52V124H53L54 127L52 126L53 128H51V126H50ZM89 123H90V121H89ZM94 123L96 124V122H94ZM131 123H132L133 128H132V126H131ZM135 123H136V122H135ZM154 123H155V125H153L154 127H155V126H156V127L158 126L157 130H156V128L152 127V125H151V124H154ZM177 123H179V122H177ZM35 124L37 125V127H36ZM75 124H76V123H75ZM82 124L85 125V128H86V129H83L84 126H83ZM95 124H94V125H95ZM129 124H130V125H129ZM156 124H157V125H156ZM4 125H5V124H4ZM33 125H34V126H33ZM43 125H42V126H43ZM62 125H64V127H63ZM121 125H122V124H121ZM68 126H69V125H68ZM72 126H73V127H72ZM74 126L77 127V128H82V129H83V130H82L83 133H82L81 129H77V130H78V133H77V132L75 131ZM92 126H93V127H92ZM101 126L103 127V129H101V128H102ZM5 127H6V128H5ZM40 127H41L42 129H40ZM49 127L51 128V131H52V129H53V131H54L53 133H50V134L48 133V132H50V128H49ZM57 127H55V128H57ZM65 127H66V129H68L67 131H65V129H64ZM27 128H28V129H27ZM31 128H32V129H31ZM37 128H38V129H37ZM73 128H74V129H73ZM131 128H132V129H131ZM140 128H141V130H140ZM4 129H5V131H9V132H8L9 134H7L5 131H3ZM34 129H35V130H34ZM48 129H49V130H48ZM110 129H111V130H110ZM142 129H143V130H142ZM170 129H171V126H170ZM30 130H31V131H30ZM40 130H41V133H40ZM62 130H63V131H62ZM69 130H70V131H69ZM84 130H85V131L87 130V131H89L90 133L87 134V132H85ZM102 130H103V131H102ZM104 130H105V132H104ZM106 130H107V132H106ZM121 130H123V131L120 132ZM124 130H125V131H124ZM159 130H160V129H159ZM1 131H2V132H1ZM29 131H30V132H29ZM45 131H44V133H45ZM61 131H62V132H61ZM79 131H81L80 133H82V134L85 133V134H84V138H83V139L81 138L80 140H79V138L82 136V134H81V136H80ZM92 131H93V132H92ZM141 131H142V132H141ZM170 131H171V130H170ZM33 132H34V133H33ZM67 132H68V133H67ZM71 132H73L74 134H72ZM75 132H76L77 134H75ZM100 132H101V133H100ZM115 132H116V131H115ZM126 132H127V134H128V133H129V134L132 133V134L129 135V137H127V134H125ZM146 132H147V130H146ZM92 133H93V134H92ZM99 133H100V134H99ZM102 133H104V136H105V133H110V135H109V134H106V136H107V135H108V136L114 135V139H115L116 137H118L116 134H118V135H119L118 138H120L121 133H124V135L122 134V135L124 136V137L122 136L123 139H124V138H125L124 140H126L127 138H129V139H127L126 141H123V140L121 139V138H122V137H121L119 140H117V138H116V139H115L116 141H111L110 139H112V140H114V139H113V138H110V139H109L108 136H107V137H104V136H103V138H102V137H101V136H102ZM113 133H114V131H113ZM160 133H161V135H160ZM163 133H164V134H163ZM27 134H28V136L30 135L29 137H31V138H29V137L27 136ZM32 134H33V135H32ZM39 134H40V135H39ZM41 134H42V135H41ZM47 134H48V135H51L50 137H47V138H49V139L52 141V144H53V145H51V146H52L53 148H51V149H52V150L55 149V151L53 150V151L55 152L54 154H56V152H59V150L61 151V149H62L63 152H62V151L60 152V153L62 154L61 156L64 155L63 158H64V159H68V160H70L71 157H72L71 161H73V162L75 161L74 165L78 166V168L76 169L74 166L70 165V166H72L71 168H73V169L75 168V169L78 171V173H79V171H80V173H82L83 175H85V173H86V174L88 173L89 175H87V176H88V177L91 176V177H89V179H90V182H91L92 185H93V186H92V185L90 184V186H92V187L88 186L89 183H87V182L89 181V179L87 180V176H86V177L83 176V177L87 180L86 183H85L86 180H84V178L81 177V174H78V176L75 175V177H76V178L78 177V179H79V175H80V179H79L80 182H77V179L74 177V178L76 179V180H74V181H75L76 183H78V184L80 183L81 185H80V184H79V185H80V186H83L84 189L86 188L85 185L88 184V185H87V186H88V189L86 188V189H87V190H86V191H87L86 194L89 195V193L91 192V189H89V188H92V189H93L94 186L97 187L96 185L98 184V181H99V180H97V178H99V176H101V175L98 176V173H97V172H100V171H101V174H102L103 176H105V175H106V174H105V173H106V169H107L108 167H109L110 169H111V168L113 169V170L111 169L110 171L115 172V169H116V171H120V172H119L120 175L118 174L120 177H119L118 175L115 176V177L118 176V178H120V180H119L118 178H116L117 180H115V179H114V176H112L111 178L114 179L115 182L112 181L111 179H109V180H110V182H112V185H113V186H109V185H111V183H110L109 185H108V183L106 184L107 187H108V190H109L108 192H109V193L106 192L105 190H103L102 188H100L101 191H102V193H103V191H104L105 194L103 193V196H102V193H101V195H100V192H99V195H100V197H99V195H96V194H94V193L97 192V194H98V191H99L100 189H99L98 191H96L95 189H97V188L94 187V190H93V191H95V192H94V193L91 192L90 195H89V197L91 196V194L94 195V196L92 195V196H93L92 199H93L94 201H93V200H92V201H89L90 198L88 197V195L85 196V192H86V191L83 190V188L81 189L82 191L79 189V190L81 191L82 194L84 193V194H83L84 197H83V199H81V200H84L82 203H83V204H87V203H85V201H86V202H89V204L94 202V205H95V206H94V205L92 206V204H91V205H90V206H92L91 208H90V206H87V205L85 206V205H84L85 207H88V208H89V211H88V208H87V209H86L87 212H86V211H85V208H84V210H81V212L83 211V213H81V215H79V214L77 215L76 211H75V212L73 211V212H74V213H73L72 210H71V208L73 207L71 204L74 203V202H72L71 200H73V198H75L74 200H76V197L73 196V198H72V194L75 195V194H78V192H80L78 189L74 188V187H76V186H77V188H78V186H79L78 184L75 185V183H73L74 187H73V185H72L73 189H76V190H77V191L75 190V192L73 191L75 194H74V193L69 194L70 192H72V191L70 190V188H69V190H70L69 192H68V190L66 191V188H65V187H67V186H69V185H70V187H71V184H72L71 181H70L71 184H69V181H67V185H64L65 187H63V186L60 185V187H63V188L65 189V190H64V189L62 188V189H63V193L68 192L67 195H70V196L66 197L67 200H69L70 198H72L71 200H69V202H67V201H63V202L61 203V205H64V204L66 203L65 206H62V207H65V208H66V207L69 206L70 201H71V204H70L71 207L69 206L70 208H69V209L67 208V209H68V210H67V209H64V208L62 209L61 206L59 205V208H58V209H59V213H58V214L62 213V211L65 210V212H66L65 215H66V214L68 213V211L71 210V212L73 213V214L71 213L72 215H71L70 213H68L69 215H68V214H67V215H68L69 217H67V215H66V217H65V215H64V218H62V216L60 217L59 215H57V216H58V217H57V216H55V215L57 214L56 211H58V209H57V210H56V209H51V210H50V208H48L49 206H45V207L43 206L44 203H45V205L49 204V203H47L48 200L51 201V200H50V194H51V190H50V188H51V186H49L51 183H49V182H52V179H54V177H57V178H58L59 176H60V177H64V176H65V177H68V173H70V172L72 173L73 171H74V174H76V173H75V172H76L75 169H74L73 171H70V172H69V171H66V170H63L62 168H61L60 170L58 169L59 167H58V165L56 166L55 163L58 162L57 164H60V165H61L60 162L63 160L62 157L60 158V157L58 156V155H59L58 153H57V154H58V155H57L58 157H57V156L54 155V154L52 155V152H53V151H51V156H52V157L56 156V159H57V158H58V159H59V158L62 159V160H56V159L54 160L55 157H54V158L51 157L52 160H53V162H52V166H53V167H52V168L54 169V167H55L56 169L59 170V171L57 170L58 172H56V169H54V170L51 171L52 168H51V169H49L50 167L47 168V166L49 165V161H51V160H46V159H49V156H44V155H45V152L43 153L42 157L44 156V157H46V158L42 159V157H41V159H40L41 162H39V164H40V165H39L40 168H39V169L36 168V170H39V171H40V172H38V173L40 174V178H41L43 181H44V180H47V179H48L49 181L47 180V181L44 182V183H43V182H41V183L39 182V183H38V187H36V190H35V186H36V184H37L36 181H37L38 179H37L36 177H34V178H36V180L34 179L36 183L33 184V185H35V186H34V189H32L33 185H32V184H31V186L28 185L29 183H28V184L26 183L27 179L25 180L24 178L26 177L25 175H27V173H29V174L27 175L26 178H28L29 180H32L33 178L31 179V175L34 176V175H36V174H38V173H36V174H31L30 172H27V173L24 175V173H25L27 170H23L21 167L18 166V165L21 163V162L18 163L19 161H21L20 159H22V158L26 159V158H27V155H28V154H26V153H28L30 150H31V151L29 152V153H30L29 155H31V158H30V159L32 160V155H33V154H32V151H33V153H34V151L36 152V150H39V151H41V153H42V152H43V151H42V150H43L42 148H43L44 145H45L44 148H47L46 146H48V145H49V147H50V144H45V142H44V141H45V139H44L45 137H43V136H45V135L48 136ZM60 134H59V135H60ZM66 134H67V136H66ZM78 134H79V138H76V139H75V137H78V136H73V135H78ZM86 134H87V136L85 137ZM98 134H99V138H100V139L96 136V135H98ZM162 134H163V135H162ZM258 134H259V133H255V135H258ZM6 135H7V136H6ZM68 135H69V137H68ZM71 135H72V136H71ZM89 135H90V136H89ZM100 135H101V136H100ZM165 135H166V137H167V135H168V137H167L166 139H165ZM55 136H56V135H55ZM125 136H126V137H125ZM144 136H145V137H144ZM66 137H68V138L66 139ZM70 137H71V138H70ZM89 137H91V138H89ZM111 137H113V136H111ZM141 137H143V138H141ZM150 137H151V138H150ZM41 138H42V139H41ZM52 138H55V137L53 136ZM95 138H96V139H95ZM105 138H107V139H105ZM27 139H28V140H27ZM30 139H31V140H30ZM32 139H34L35 142H37V143H36L37 145H35V142H34V145L31 144V146H33L34 148L32 147V148H33V149H32V148L30 147V149H29V148H28L29 145H30L29 143L33 142ZM36 139H37V141H36ZM108 139H109V140H108ZM29 140H30L31 142H30ZM40 140H41V142H42V143H41V144H42L41 146H40V142H39ZM43 140H44V141H43ZM105 140H106V141H105ZM120 140L123 141V142H127V141L129 140V145H127V144L125 145V147L127 146L129 149L123 147V144H124L123 142H122V144H120V145H122V146H120L119 144H117L118 141H119L118 143L121 142ZM154 140H155V139H154ZM16 141H17L18 143H17ZM87 141H88V142H87ZM91 141H92V143H91ZM102 141H104V142H102ZM49 142H50V141H49ZM101 142H102V143H101ZM109 142H112V145L115 144V145H114V148H116V147H115L116 145H119L120 147L117 146V147H119L118 149H120L121 147H123V149L125 148V149H127V151L129 150V151L127 152V151H125V149H124V150L120 149V151H122L123 153H124V151H125V154H128V153L130 152V155H132L133 157L129 155L131 158L128 159V156H127V158H126V155H125V157H124V154H123V153H122V155H120V152H119V150H117V149H115L116 152L112 150V151L115 152L116 154H115V153H112L111 150H110V148L113 147V146H111V143H109ZM147 142H149V144L152 145V148H151V145L147 144ZM166 142H167V141H166ZM16 143H17V144H16ZM23 143H25V144H23ZM46 143H48V142L46 141ZM57 143H58V144H57ZM61 143H62V144H61ZM87 143H89V144H87ZM100 143H101V145H100ZM103 143H104V144H103ZM106 143H107V144H106ZM127 143H128V142H127ZM144 143H145L146 145H145ZM164 143H165V142H164ZM164 143H163V145H164ZM168 143H169V142L166 143L167 146H165V145H164V146H165V147H168V148L170 149V147L168 146ZM256 143L259 144V141L256 142ZM90 144H91V145H90ZM131 144H132V147H133V148L131 147ZM19 145H20V146H19ZM21 145H23V146H21ZM27 145H28V146H27ZM105 145H107V146H105ZM133 145H134L135 147H137L138 149H135V147H134ZM144 145H145V146H144ZM155 145H154V146H155ZM12 146H13V147H12ZM18 146H19V147H18ZM38 146H39V147H38ZM61 146H63V147L61 148ZM67 146H68V147H67ZM110 146H111V147H110ZM157 146H158V145H157ZM164 146H162V147H164ZM9 147H10V148H9ZM40 147H41L42 150L39 149ZM49 147H48L47 149H49ZM88 147H90V148H88ZM104 147H105V148H104ZM155 147H156V146H155ZM158 147H159V146H158ZM158 147H157V148H158ZM160 147H161V146H160ZM160 147H159L158 149H160ZM171 147H172V145H171ZM75 148H76V147H75ZM75 148H74V150L76 151ZM85 148L87 149V151H86ZM131 148L133 149V153H134V151H135V153H134L135 155H133V153L131 154V152H132V151H130ZM8 149H9V150H8ZM24 149H26V150L28 149L27 152H26V150H24ZM47 149H45V150H47ZM77 149H78V148H77ZM84 149H85V150H84ZM105 149H106V151L110 152L109 154L112 153V154H111L112 156H109V154H108V152H107V154H108V156H109V158H108V160H109V162H108L109 164H108V165H109V166L107 165L106 159H104V157H106V158L108 157L107 154H106V152H104ZM155 149H156V148H155ZM155 149H154V150H155ZM10 150L13 151V152H15V153H18V155L16 154V158H17V159L15 158V159L13 160V158H9L8 155H9L10 153L12 154V152H11ZM14 150H16V151H14ZM23 150H24V153L26 152V153H25L26 155H25L24 153H22ZM56 150H57V151H56ZM93 150H94V152H92ZM109 150H110V151H109ZM154 150H153V151H154ZM156 150H157V149H156ZM66 151H67V150H66ZM75 151H74V153H75ZM117 151H118V154H117ZM157 151H159V150H157ZM9 152H10V153H9ZM126 152H127V153H126ZM137 152H138V151H137ZM4 153H5V154H4ZM15 153H13V156H10V157H14V154H15ZM39 153H40V152H39ZM47 153H50V152H47ZM64 153H67V152H64ZM96 153H97V154H96ZM103 153H104V154H103ZM140 153H142V154L140 155ZM154 153H155V152H152V154H154ZM7 154H8V155H7ZM11 154H10V155H11ZM22 154H24L26 158H25L24 155H22ZM100 154H101V155H100ZM152 154H150V155H152ZM157 154H158V153H157ZM157 154H155V155H157ZM3 155H4V157H3ZM48 155H49V154H48ZM84 155H85V156H84ZM98 155H99L100 157H99ZM105 155H106V156H105ZM148 155H149V154H148ZM150 155H149V156H150ZM5 156H6V157H5ZM17 156H18V157H17ZM88 156H89V157L92 156V157H93V160L91 159V158H92V157H91V158H90V161H89V160H88V159H89ZM116 156H117V158H116ZM118 156H121V157L123 156V158H122L123 160H122V161L127 160L128 162H130V160H131L130 163H128V162L126 161L127 166H128L129 168L125 165L126 163L120 162L121 157H118ZM136 156H137V157H136ZM142 156H143V157H142ZM149 156H145V157L147 158V157H149ZM158 156H159V154H158ZM158 156L154 158V155H153V156H151L150 158H147L148 160H145V165H146L147 167H149V169L146 168V166L143 165L142 167H143V168L145 167L144 170H146V169L151 170V169H153L152 167H154V170H155V168L157 167V166H156V163H159V162L161 161V159H160ZM19 157H20V158H19ZM21 157H22V158H21ZM47 157H48V158H47ZM152 157H153L154 159H153ZM181 157H182V155H181ZM8 158H9V159H8ZM18 158H19V159H18ZM76 158H77V157H76ZM110 158H111V159H110ZM119 158H120V159H119ZM135 158H134V160H135ZM151 158L153 159V162L155 163L154 166H152L154 163H152ZM178 158H179V157H178ZM178 158H177V159H178ZM11 159H12V160H11ZM24 159H22V161L25 162L24 164H26L27 160H24ZM114 159H115V160H114ZM144 159H145V158H144ZM144 159L141 160V161H139V162H143ZM177 159H174V160H177ZM182 159H183V158H182ZM2 160H3V161H2ZM8 160H9L10 162H9ZM16 160H17L18 162L15 163L14 161H16ZM28 160H29V159H28ZM45 160H46V162H47L46 164H48V165H46V166H45V165H42L43 167L45 166V168H43V167L41 166V164H42V161L45 162ZM68 160H66V161L63 160V163H65V165L62 164L61 167L66 166V165L69 164V163H73V162H69ZM98 160H100V161H102V162H100V161H98ZM150 160H151V164H152V165L149 164V163H150ZM174 160H173L172 162H174ZM179 160H180V159H179ZM238 160H239L238 158H234V159H233L232 165L234 166L235 169L240 168V166L243 165V162L240 161V160L238 161ZM11 161H13V163H14L13 165H14V166H16V164H18V165H17L18 167L16 166L17 169H16V168L14 169V171H17L18 174H19V169H20V170L22 169V171H20V172L25 171L24 173H22L23 175H21V173L19 174L20 177H23L22 179L25 180V184H24V182H23V184H24L25 186H27V185L29 186V187H25V186L23 185V188H22V190L24 191L23 193H21L22 191H18V190H20V187H19V186L22 185V182H21V181H23V180H20V177H18L19 175H18V176L15 175L14 171L10 172V170L14 167V166H13L12 168L10 167V163H12ZM59 161H60V162H59ZM64 161H65V162H64ZM91 161H92V163H90ZM96 161H97V162H96ZM111 161H112V162H111ZM116 161H117V165H115V164H116V163H115ZM181 161H182V160H180L179 162H181ZM2 162H3V163H2ZM4 162H5V163H4ZM7 162H8V163H7ZM23 162L21 163V166H23V165H22ZM29 162H30V160H29L27 163H29ZM31 162L33 163V164H31V165H32L31 167H33L35 161H34V162L31 161ZM31 162H30V163H31ZM67 162H69V163H67ZM124 162H125V161H124ZM134 162H136V166H135L136 168H134V165H135ZM146 162H148V165L146 164ZM172 162L170 163V165H168V166L166 165V166L164 167L166 171H165L164 169H162V166H164V165H162L161 168L159 167L160 169H162L163 171L166 172V173H163L164 175H169V177H167V178L165 177L166 180H164V178H163L164 175L161 176L163 179H162V178L159 179V177H160V176H159V175H160L159 173H162V171H160L159 168L156 169V170H157V171H156L157 173H158V171H159V173H158L159 175H158V174H153L155 171H153V173H152V170L150 171V175L153 176V177H152V180H153V179L156 180L155 183H153L155 180H154V181L151 180V176L149 175V173H148L147 171H145V172L148 174V175H147V174L144 172V170H143V172H144L145 174H143L142 176H143V177L145 176V177H144L145 179H146V177H149V176H150L149 179H150L151 181H149V180L147 179V180L149 181V182H147V184H148L147 186L150 187V188H152L151 190H153V188L156 187L155 185H156V183L158 182V180H157L156 178H158L159 180H162V181H161V182H162V185L165 183V181H166V182H169V184H170V183L173 182V180H174V181H175V180H176V181H177V180H178V181L181 180L182 175H183L182 173H185L184 170H183V169H184V166L181 167V165H180V164H182V162H181V163H177V164H179V166H180V167H179V166L177 165V166H178V170H177V168H176V169H173V168H172V169L175 170L177 173H178V172H179V174L181 173V178L179 179V177L177 178V176H176L177 173H176L175 171H172V169H171V166H173L174 163H175V162H174V163L172 164ZM30 163H29V164H30ZM66 163H67V164H66ZM96 163H97V164L100 163V165H101V163H104V165H106L107 168L103 167L104 165L102 166V168H105V170H104L105 173H104L103 169H99V168H101V166H100V165H99V166L96 165ZM110 163L112 164L111 167H110ZM114 163H115V164H114ZM118 163H120L121 165H118ZM236 163H239V164H236ZM5 164H6V165H5ZM29 164H28V165H29ZM44 164H45V163H44ZM92 164H94V169L91 167ZM113 164H114V165H113ZM122 164H124V166H123ZM129 164H130V165H129ZM133 164H134V165H133ZM140 164H142V163H140ZM240 164H241V165H240ZM60 165H59V166H60ZM95 165H96V166H95ZM131 165H132V166H131ZM137 165H138V166H137ZM149 165H151L152 167H150ZM175 165H176V164H175ZM182 165H184V163H183ZM239 165H240V166H239ZM4 166H5V167H4ZM11 166H12V164H11ZM24 166H25V165H24ZM26 166H27V164H26ZM26 166H25V167H26ZM70 166H69L68 170H71ZM130 166H131V168L134 169V170L130 169ZM177 166H176V167H177ZM27 167L29 168V166H27ZM41 167H42V168H41ZM66 167H68V166H66ZM66 167H64V168H66ZM122 167H123V168H122ZM124 167H125V169H124ZM173 167L175 168V166H173ZM236 167H237V168H236ZM1 168H2V169H1ZM28 168H26V169H28ZM79 168H82V169L79 170ZM121 168H122V169H121ZM126 168H127V169H126ZM181 168H183V169H181ZM117 169H119V170H117ZM128 169L132 170V171H131V175H132L133 177L130 176V174H129V171H130V170H128ZM179 169L182 170V172H181ZM240 169H241V168H240ZM240 169H237V171H240ZM12 170H13V169H12ZM28 170H29V169H28ZM82 170H83L85 173H84ZM60 171H61V172H60ZM96 171H97V172H96ZM9 172H10V175H9ZM51 172H52L53 175L51 174ZM53 172H56V173H53ZM113 172H111V174H112ZM125 172H126L127 174H126V176L124 177L123 175H125ZM156 172H155V173H156ZM17 173H16V174H17ZM62 173L65 174V175L62 176ZM109 173H110V172H109ZM116 173H117V172H116ZM151 173H152V174H151ZM11 174H12V175H11ZM30 174H31V175H30ZM58 174H59V176H57ZM60 174H61V175H60ZM66 174H67V175H66ZM74 174H73V173H72V175L69 174V175H71V176H70L71 179H72V177L74 176ZM90 174H91V175H90ZM187 174H190V173H187ZM113 175H115V173H114ZM155 175H156L157 177H156ZM16 176L19 178V180H18V178H16ZM24 176H25V177H24ZM103 176H101V177H102L101 179H102L103 182H102V181H101V182L99 181V184H100V185H101V183L104 185ZM106 176H107V175H106ZM154 176H155V177H154ZM170 176H171L173 179L170 178ZM3 177H4V178H3ZM13 177H14V178H13ZM38 177H39V175H38ZM60 177H59V178H60ZM65 177H64V178H65ZM70 177H69V179H67V180H70ZM143 177H141V178H143ZM2 178H3V179H2ZM12 178H13V179H12ZM57 178H56V180H57ZM59 178H58V179H59ZM64 178H63V180H66V178H65V179H64ZM74 178H73V179H74ZM169 178L172 179V180H171L172 182L167 180V179H169ZM188 178L191 180V179L193 178V175L190 176V177H188ZM14 179H16V180H14ZM41 179H39V180L41 181ZM73 179H72V180H73ZM94 179H93V180H94ZM104 179H105V178H104ZM128 179H129V178H128ZM170 179H169V180H170ZM6 180H7V182H5ZM29 180H28L27 182H30ZM34 180H32L31 182H33ZM81 180H84V183H83V181H81ZM125 180H126V179H125ZM9 181H10V182H9ZM54 181H55V180H54ZM54 181H53L52 183H54ZM116 181H117V182H116ZM163 181H164V182H163ZM176 181H175L173 184H171V185L167 184V188H168V185L171 187L172 185L176 184V183L178 182V181H177V182H176ZM2 182H3V183H2ZM19 182H21V184H20ZM31 182H30V183H31ZM55 182H57V181H55ZM58 182L61 183L60 180H59ZM62 182H63V181H62ZM64 182H65V181H64ZM64 182H63V183H64ZM81 182H82V183H81ZM95 182H96V185H94ZM150 182H152V183L150 184ZM159 182H160V181H159ZM159 182H158V183H159ZM13 183H14V184H13ZM16 183H17V184H16ZM178 183H180V182H178ZM1 184H3V185H1ZM39 184H40V186H39ZM41 184H42V185H41ZM43 184H45V185L47 184V185L45 186V185H43ZM55 184H56V183H54V185H55ZM64 184H65V183H64ZM68 184H69V185H68ZM82 184H83V185H82ZM84 184H85V185H84ZM145 184H146V182H145ZM149 184H150V185H149ZM51 185H52V184H51ZM100 185H98V187H99ZM115 185H116V186H115ZM152 185H153V186H152ZM158 185H160V187L164 190V188L162 187L161 183L158 184ZM165 185H166V184H165ZM165 185H164V186H165ZM3 186H4V187H3ZM42 186H44V188H43ZM47 186H48V187H47ZM56 186H58V185H56ZM101 186H102V185H101ZM114 186L116 187V189L114 188ZM188 186H190V185L185 184V187H188ZM9 187H10V188H9ZM11 187L15 188V190H14V189H11ZM18 187H19V188H18ZM21 187H22V186H21ZM40 187H42V188H40ZM53 187H55V186H53ZM102 187H103V186H102ZM158 187H159V186H158ZM8 188H9V189H8ZM38 188L41 189L40 192H39L40 189L37 190ZM55 188H56V187H55ZM55 188H54V189H55ZM67 188H68V187H67ZM79 188H80V187H79ZM167 188L165 187V189H167ZM188 188H189V187H188ZM17 189H18V190H17ZM51 189H52V188H51ZM54 189H53V190H54ZM71 189H72V188H71ZM73 189H72V190H73ZM10 190H14L15 192H14V191H10ZM45 190H46V192H45ZM88 190H89V193H88ZM168 190H169V189H168ZM16 191H17V192H16ZM64 191H66V192H64ZM84 191H85V192H84ZM164 191H165V190H164ZM166 191H167V190H166ZM166 191H165L164 193H166V196H167V193H169V192H166ZM11 192H12V193H11ZM13 192H14V193H13ZM34 192H36V193H34ZM76 192H77V193H76ZM32 193H34V194H32ZM39 193H40L41 195H40ZM81 193H80V194H81ZM19 194H20V195H19ZM82 194H81V196H82ZM16 195H17V196H16ZM31 195H32V196H31ZM38 195H39L40 198L38 197ZM22 196H23V197H22ZM64 196H65V195H64ZM64 196H63V197H64ZM75 196H76V195H75ZM79 196H80V195L78 194V198L80 199L81 196H80V197H79ZM95 196H96V197H95ZM97 196L99 197V199H98V200H95V199L98 198ZM101 196H102V197H101ZM107 196H106V198H107ZM1 197H2V198H1ZM3 197H4V198H3ZM35 197H36L37 199H35ZM47 197H48V198H47ZM86 197L88 198V201H87V198H86ZM94 197H95V198H94ZM167 197H168V196H167ZM21 198H22V199H21ZM38 198H39L40 200H39ZM64 198H65V197H64ZM66 198H65V199H66ZM81 198H82V197H81ZM84 198H85L86 200H85ZM106 198H105V199H106ZM1 199H2V201H1ZM9 199H10V200H9ZM25 199H26V198H25ZM46 199H48V200L46 201ZM65 199H63V200H65ZM79 199H77L78 201H77L76 204L74 203L75 210H76V209H78V210L81 209V208L79 207V203H81V200H79ZM105 199H104V200H105ZM74 200H73V201H74ZM104 200H103V202H104ZM115 200H114V201H115ZM7 201H8V202H7ZM44 201H46V202H44ZM168 201H169V199H168ZM39 202H40V203H39ZM105 202H106V201H105ZM105 202H104L103 204L107 205ZM22 203H24V202H22ZM101 203H102V202H101ZM83 204H82V207H84ZM103 204H102V205H103ZM24 205H23V207H24ZM66 205H68V206H66ZM75 205H76V206H75ZM77 205H78L79 208H76ZM113 205H114V203H113ZM5 206H6V207H5ZM32 206H34V205H32ZM80 206H81V205H80ZM96 206H97V207H96ZM98 206H100L101 208L98 207ZM10 207H11V208H10ZM12 207H13V208H12ZM27 207H28V204H27ZM40 207H41V208H40ZM106 207H107V206H106ZM113 207H114V206H113ZM146 207H147V209H146ZM7 208H8V209H7ZM51 208H52V207H51ZM60 208L62 209V211H60ZM92 208H94V209H92ZM96 208H97V209H96ZM109 208H110V207H109ZM109 208L107 207L108 211H107L106 208H104V209H105V213H106V214H107V213H110V214H109L110 216L105 215L104 210H101L102 214L104 213L103 216L101 215V217H102L103 220H104L106 217H107L108 220H109V218L111 217V215H113V213L115 212V211H114L113 213H111L113 210H112L111 208H110V210H109ZM118 208H119V209H118ZM144 208H145L146 210H145ZM26 209H27V210H26ZM91 209H92V210H91ZM5 210H6V211H5ZM33 210H34V208H33ZM35 210H36V207H35ZM37 210H38V209H37ZM53 210H55V212H56L55 214H54V211H53ZM78 210H77V212H78ZM100 210H99V211H100ZM143 210H144V211H143ZM44 211H46V212H44ZM50 211H51V212H50ZM84 211H85V212H84ZM99 211H98V212L95 211V212L98 214ZM69 212H70V211H69ZM141 212H142V213H141ZM21 213H20V215H21ZM45 213H46V214H45ZM79 213H80V211H79ZM89 213H88V214H89ZM96 213H92V215H93V214H96ZM137 213H138V214H137ZM25 214H26L27 216H25ZM53 214H54V215H53ZM82 214H83V215H82ZM99 214H100V213H99ZM99 214L97 215V217L99 216ZM139 214H140V215H139ZM60 215H62V214H60ZM89 215H91V214H89ZM167 215H168L169 218H176L175 211H169V212H167ZM22 216H21V217H22ZM50 216L53 217V218H51ZM72 216H74V218H76V220H77V217H78V221L74 222L75 220H72V219H74ZM82 216H83V217H82ZM104 216H106V217L103 218ZM113 216H114V217H112V218H115V215H113ZM27 217H28V218H27ZM47 217H46V218H47ZM70 217H72V219H70ZM90 217L94 218V216H90ZM97 217H96V219H97ZM101 217L99 216L98 220H102V219H100ZM66 218H67V219H66ZM81 218H80V219H81ZM92 218H90V220H91ZM107 218H106V219H107ZM112 218L110 219L111 224H110L109 226H111L112 224H114V225L117 224V223L114 222L115 219H113V223H112ZM24 219H23V220H24ZM32 219H33V218H32ZM32 219H31V220H32ZM35 219H36V218H35ZM65 219H66V220H65ZM82 219H81V220H82ZM106 219L104 220L105 222L102 220V221H100V223H102V222H103L104 224L107 223V222H106ZM56 220H53V221H56ZM98 220H93V222H91V221L88 220L87 222H88L89 224H91V223H95V221H96V223H98ZM32 221H35V220H32ZM32 221H30V223H31ZM70 221H71L72 223H70ZM115 221L117 222V220H115ZM27 222H28V223H27ZM38 222H39V220H38ZM38 222H36V223H38ZM59 222H58V223H59ZM2 223H3V224H2ZM41 223H42V222H41ZM96 223H95V225H96V227H97V224H96ZM109 223H110V222L108 221V224H109ZM118 223H119V222H118ZM43 224H44V223H43ZM64 224H63V225H64ZM108 224H107V225H108ZM119 224H120V223H119ZM1 225H2V226H1ZM4 225H6V226H4ZM85 225H86L87 228H88V226H89V228H90V225H88V224H85ZM85 225H84V226H85ZM87 225H88V226H87ZM92 225H93V224H92ZM92 225H91V227H93ZM98 225L101 226V224H99V223H98ZM102 225H103V224H102ZM198 225H200V223H197V222H196V223H195V226H198ZM33 226H35V225H33ZM38 226H39V225H38ZM38 226H36V227H38ZM64 226L66 227V225H64ZM82 226H83V225H80V227H82ZM109 226H107L106 228L110 230V227H109ZM121 226L123 227V225H121V224H120V225H115L114 227H112L113 230L111 229V231L113 232V235H114V236H113V237H114V238H113L114 245H118V246H119V243H120V238H119V236H120V230H122V228L120 229ZM104 227H105V226L103 225V228H104ZM108 227H109V228H108ZM82 228H83V227H82ZM84 228H85V227H84ZM98 228H101V227H98ZM94 229H95V228H94ZM111 231H110V232H111ZM10 232H11V233H10ZM110 232H109V233H110ZM109 233H108V234H109ZM10 234H11V235H10ZM19 234H20V232H19ZM121 234H122V231H121ZM233 234L236 235V236H238V237L242 236L243 238H247V235H246V233H244V230H243V229H238L237 231L235 230ZM79 235L81 236V234H79ZM72 236L74 237V239H78V238H80V236H78V234L75 235V233L72 234ZM76 236H78V237H76ZM75 237H76V238H75ZM117 237H118V238H117ZM7 239H8V240H7ZM15 239H16V240H15ZM14 240H15V242H14ZM235 240H236V239H234V241H235ZM16 241H17V242H16ZM12 242H13V243H12ZM10 243H11L12 245H11ZM14 243H15V245H13ZM10 245H11V246H10ZM8 259H9V258H8ZM9 260H10V259H9Z\"/></svg>", "mask_w": 264, "mask_h": 264}]
</instances>
